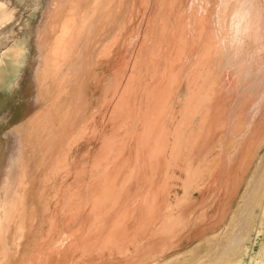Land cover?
I'll use <instances>...</instances> for the list:
<instances>
[{
    "label": "rangeland",
    "instance_id": "rangeland-1",
    "mask_svg": "<svg viewBox=\"0 0 264 264\" xmlns=\"http://www.w3.org/2000/svg\"><path fill=\"white\" fill-rule=\"evenodd\" d=\"M2 1L6 2L9 6V10H11L12 13L13 12L14 13H13V17L11 18L12 20H10L9 24L4 28H0V202L2 203V204L0 203V206H1L0 210H1V208H4V209H2L3 213H2V210L0 211V216L2 218V216L4 215L3 218L5 219V220L3 219L2 223H1L2 219H0V223H1L0 224V264H215L216 262H219L222 254H225V256L227 255L226 257H230V258L232 256L235 257L234 254L237 255V253L240 250V246H235V247L233 246L232 247V246H229V244L232 242L231 241V239H232L231 234L234 233L233 236L234 235L237 236L238 228H236V230L233 232L231 231L230 232L231 234H230L228 232L229 229L227 227V225L232 220L234 212L240 207V205L244 206V204H245V206L246 205L249 206V204H250V207H252V206L257 204V206H254V208H256L255 211H256L258 218H259L261 216V213H263V207L262 206H264V199H263L264 198V196H263L264 190L259 197V198H262L263 200L260 199L258 202L256 201L254 203V205L253 204L251 205L252 201L250 200L249 196L246 197L247 193H249V185L252 182L253 177L257 174V172H259L261 170V168L264 164V136H262L263 133L261 135L259 134L261 132V130L264 132V47H263L264 46L263 45L264 44V31L262 33L261 32L258 33L259 37H257L256 34L253 33V31H251L250 34L252 36L249 34L251 38L247 36L246 37L247 39H245V44L242 47L240 46V48H238V50H235V49L232 50L233 53L230 54L231 55V57H230L231 63H232V65H234V66H232V67H234V72L237 71L238 76L240 74H242L239 76V78L236 74H235L236 75L235 77L233 76V81L230 80L231 81L230 82L231 87H234V89H235L236 87H238V85L241 86L243 84H246V82H250V79L252 77H253V79H256V80L258 79V81H261L263 83V87L261 88L260 93L256 96H253L252 104L250 105L251 107H249V108L248 107L247 108L242 107L244 109L241 112H239L240 110H238L240 117H242V118L245 117V113L248 116L247 120L244 121V126H246L247 121H250V123H251L248 136L244 137V138L241 137L243 139V140H241L242 146H240L241 145V141H240L241 138H239L241 136L240 135V133L242 132L241 131L240 133H238V136L240 135L239 137L234 136V138H232L230 136V138H229L230 140L228 139V140H226L227 142L225 141V143L227 145L229 144L228 148L226 147L227 146L226 144H224L226 148L224 146H223V148H217V147H219L218 145L220 144V142H217V141H219L217 135H218V133H220L218 131L222 132L223 129L225 131L226 128H229V130H231L233 126L231 123L229 124V121H231V119H229V117L227 119L228 123L227 122L225 123L226 118H225V120L222 119L224 122L221 120L222 121V123H221V121H220V123H221L220 125L223 126V124L224 125L226 124V126H224L225 128L224 127L222 128V126H220V125L218 126L219 120H217V119H220V118H217V119L215 118L213 121V123L215 125L212 124L214 126L210 127L211 130L213 127L215 128L214 129L215 131L213 133L214 134V136H213L214 141L211 145L212 147L210 146V148L214 149L213 150V157L214 158L212 157V159H211L212 161L210 160L208 162L209 164L208 165L206 164V166H207L206 169L208 167L209 168L206 170V172L205 171L203 172V174L205 173L204 174L205 177L198 175L200 173V170H199V172L197 171L198 172V174H197L195 169L198 167V165H196V163L199 164V160H196L194 162L195 163L194 164L195 169L191 173L192 177L188 176L190 181L193 179L192 182H189V180H188V177H187L188 172H184V171L179 172V170H178L179 175H181L182 180L181 179H179V181H178V179L173 180L176 178H173L172 176H169V174H168V177H170L172 180L171 181L170 178L167 177V173H166V176L164 174V177H162V179L159 180L160 182L161 181L162 182L158 183V181H156V178L158 176V168H159V166L162 165V155L164 153L163 151L165 150V146H166L167 140H168L167 132L169 131V129H168L167 125L168 124L170 125V121L172 120L169 116L172 117L174 115L173 113L175 112V110L179 111L181 109L179 104H178V101H180V98L182 100L183 99L185 100V101L183 100L184 101L183 103L185 105L187 104V102L189 103L193 100L192 103H189V106H191V104L193 105V106H191V107H193L192 110L190 111L191 107H189L190 109L188 110L189 114H191L190 112L193 113L196 101L204 96V95L202 96V94L196 93L195 95H197V96L201 95L202 97L198 98L195 95H193L194 96V98H193V96L191 97L190 95H188L187 91H185V88L182 89V91L180 93L181 96H178V90L177 89L179 87H177V86L178 85L180 86L181 83H183L186 86V84L188 83L190 78H192V75H193L192 81L194 83H195V80L197 81V84L193 83V88H195L196 86L198 87V85H199V87L198 88L196 87V90H194L195 92H197L198 90H201L202 87L208 86L210 88L211 84L213 83L212 80L214 79V77H213L214 74L212 72L215 69H213V67H212V62H211L212 60L210 61V60H208V58L216 60V58H214V57H216L217 55L216 54L214 55L215 49H212V46L206 47V46H204V44H202L203 35H204L203 33H205L206 30L203 27V24L200 22V19H201L200 17L209 15V13L211 11H212L211 15L214 13V11H215V13H217V11H218L217 7L219 8L221 6L220 0H208V1L207 0H205V1H203V0H198V1L197 0H168V1L167 0H148V1H146V0H137V1L136 0H132V1L131 0H116V1L115 0H106V1L102 0V2H101V0H95V1L94 0H90V1L89 0L88 1L87 0H77V1L76 0H74V1L73 0H59V1L58 0H2ZM2 1L0 0V2H2ZM72 1H73V3H72ZM78 1H79V3H78ZM260 1H261L260 3L263 4V6H264V1L263 0H260ZM75 2H77V3H75ZM125 2H127L128 4H126ZM192 2H193V5H192ZM217 2L219 3L218 4L219 6L218 5L216 6ZM55 3L57 6L55 5ZM65 3H69V4H65ZM84 3H86V5ZM109 3H110V5H109ZM136 3L138 5H136ZM201 3L204 5L202 6ZM206 3L207 4L209 3V4L206 5ZM234 3H236V1H233L231 4L233 6H235ZM76 4L82 5V6L75 7ZM94 4H95V6H93ZM231 4H230V6L232 7ZM58 5H61V6H58ZM70 5H72V6H70ZM129 5H131V6H129ZM195 5H196V7H195ZM105 6H106V8H105ZM214 6H216V7H214ZM60 7H61V10H60ZM78 7H79V9H77ZM80 7H82V8H80ZM87 7H89V8H87ZM92 7L93 8L96 7V9L95 10L93 9L90 12L91 13L90 14L88 12H89V10L92 9ZM138 7L141 9H139ZM231 7H230V9L234 8V7H232V8ZM72 8H74V9L72 10ZM199 8L200 9L206 8L207 10L202 9V11H201ZM76 9L78 10V13H77ZM112 9H113V12H112ZM132 9L134 11H130ZM230 9H229L228 13L226 12L227 15H230V12L232 14L233 10L231 11ZM80 10L83 12L85 11V13L82 14V12ZM208 10H209V12H207ZM223 10L224 9H222V11ZM69 11L71 14L69 13ZM125 11L129 17L126 15ZM203 11H205V14ZM222 11H221V14H223V12H224V11L223 12ZM94 12H95V15L92 16L94 14ZM96 12H98V14ZM76 13H77V15H76ZM79 13H80V15H79ZM226 13L224 12V14H225L224 16L221 15L222 19L220 21L223 20L222 22H220V21L216 22L217 18L219 17V16H217V18H216V16H215L216 14L212 15L214 18L211 15H210L211 17L209 16L210 19H208V26H209V22H210L211 25L209 26V28H211V30H210L211 33H213L215 31L214 29H216V32H217L218 27L216 28L214 25L217 24V26H218V22H219V24L221 23V25H219L218 30L222 31L223 28H220V27L223 25L222 24L223 22L224 23L226 22L227 26L225 24H224L225 26L223 25L224 26V29H223L224 34H229V33H230V35L233 34V32H232L233 29H231L232 27L231 28L229 27V26H231V21H230L231 19H229V18H231V15L229 16V18H227L228 16L226 17ZM104 14L107 17L104 16ZM196 14L199 15L198 19L195 18ZM131 15H133V16H131ZM82 16H83V19H82ZM160 16L162 19L160 18ZM74 17H75V19H74ZM94 17H96V18H94ZM100 17H102L101 19L107 18V20L106 19L101 20ZM180 17H183V18L181 19ZM66 18L67 19L69 18V20L66 21ZM188 18H190V19H188ZM192 18L193 19L195 18L197 22H194V20ZM258 18H261V17H258ZM72 19L74 21H71ZM212 19L214 22H212ZM228 19L230 21L229 26H228ZM81 20H82V22H81ZM110 20H112V21H110ZM64 21H66V22H64ZM175 21L176 22L178 21L176 23L177 26H178V23H180V25L178 27L176 26V24H174ZM161 22H163L165 24H163ZM64 23H65V25H64ZM168 23H169V25H168ZM196 23H198V24L200 23V26L197 25ZM213 23H215V24H213ZM62 24H63V26H61ZM66 24H69V25H66ZM173 24L176 26L177 29H175ZM84 25H85V27H84ZM165 25L168 29V31H167L168 33H169V30H172L174 32L170 31V33L172 32V34L168 35V33L163 30ZM77 26H80V27L82 26V27L80 28ZM191 26L193 27V30H192ZM62 27H63V29H62ZM106 27L108 29H106ZM173 27H174V30H173ZM196 27L199 28L200 31ZM225 27H227V28L229 27L230 30L225 29ZM64 28H65V30H64ZM178 28H181V29L179 30ZM195 28H196V30H195ZM75 29H77V30H75ZM109 29H110V31H109ZM157 29H159V30H157ZM167 29L165 28V30H167ZM62 30L67 31V33L63 32ZM83 30H84V32H83ZM126 30H127V32H126ZM177 30H179V31H177ZM60 31L62 33H59ZM175 31H176V34H175ZM185 31L186 32L189 31V32L186 33ZM69 32H70V35H72V33H73V35L70 36L68 34ZM101 32H103V33H101ZM109 32L111 35L109 34ZM130 32H131V34H130ZM164 32L167 34H164ZM199 32H200V34H199ZM117 33L120 34L119 37L118 36L116 37ZM60 34L62 35L63 38L60 37L61 36ZM94 34H96V35H94ZM132 34H135V36H133ZM128 35H129V37H128ZM151 36H153V37L151 38ZM169 36H170V38H169ZM99 37H100V39H98ZM156 37H158V38H156ZM159 37H161L162 39ZM171 37H173V38L171 39ZM174 37H175V40H174ZM58 38H59V40H57ZM73 38L74 39L77 38L76 39L77 41H74ZM119 38H121V40H120V42H117ZM166 39H169V40L171 39V40L168 41ZM56 40L58 41L59 45L58 44L56 45V43H57ZM109 40H111V41H109ZM158 40L159 41L161 40L162 43H159ZM60 41L62 43H60ZM82 41H83V44H82ZM92 41L94 42V44H92L93 43ZM104 41L106 44L104 43ZM166 41H168L169 43ZM72 43H74V45ZM88 43H89V45H88ZM98 43H100V46ZM118 43H121V44H118ZM157 43H159V45L160 44L163 45V47L160 45V47L163 49L162 54L160 53V52H162V49H160L161 51L160 50L158 51V49L160 47H158ZM61 44H62V46H61ZM70 44L73 46H70ZM107 44H109L108 48L110 50L106 47ZM182 44H184L186 47L183 46V48H182V46H181ZM75 45L77 47H75ZM200 45L204 46V48L201 47ZM94 46H96V47H94ZM154 46H155V49H154ZM55 47H57V48H55ZM104 47L107 49H105ZM79 48H80V50H79ZM165 48L167 49V51ZM201 48H203V49H201ZM140 49H141V51H140ZM56 50L58 51V53ZM180 50H181V52H180ZM157 51L159 53H157ZM165 51L168 53H166ZM65 52H67L68 55ZM141 52H143V53H141ZM55 53H57V54H55ZM97 53H99V54H97ZM151 53L154 55L156 53V55L154 56ZM212 53H213V55H212ZM92 54L93 55L95 54V55L93 56ZM157 54L159 56L160 55L161 56L164 55V56H162V59L159 58V56H158V58H159L158 59ZM165 54H166V56H165ZM97 55H99V56H97ZM205 55H206V57H205ZM237 55L239 56V58L242 57L241 59L238 58L239 61L241 60L240 62H238V60H237ZM65 56H66V58H65ZM170 57H172V58H170ZM46 58H47V60H46ZM71 58H72V60H71ZM187 58H188V60H187ZM157 59H158V62H156ZM176 59H177V61H176ZM97 60L99 62H101V64H100L101 66L96 64V63H99ZM153 60H154V62H153ZM202 60L204 61L205 65L204 64L202 65V63H203ZM47 61L51 62V63L48 64ZM162 61H163V63L160 64ZM205 61H206V63H205ZM57 62H59V63H57ZM77 62H78V64H77ZM93 62H94V64H92ZM121 62H123V63L121 64ZM155 62L157 64H154ZM88 63H89V67L87 65ZM138 63L140 65H138ZM151 63H153L154 65H152ZM178 63H180V64H178ZM136 64L138 67L136 66ZM148 64H149V66H148ZM158 65H160V67ZM194 65H195V67H199V70L197 68L198 71H200V68L203 69L200 72V74L196 71ZM52 66L54 69L52 68ZM120 66H121V68H120ZM146 66H147V68H146ZM150 66H152V67H150ZM153 66H155V68ZM187 66H188V68H187ZM236 66H238V67L236 68ZM249 66H251V69H249L248 75L250 77H248V80H249L248 81L247 78H245V76L243 74L246 73V69ZM256 66L258 67L257 68L258 71L255 68ZM48 67H49V69H48ZM157 67H159V68H157ZM209 67L211 68L210 70L212 71L211 72L209 70L210 73L208 74V75H210L209 78H212V80L210 79V82H209L210 86L207 85L208 82H207V84H205L206 81H209L207 79L208 77L206 75V73L208 72L207 69ZM89 68H90V70H89ZM148 68H151V71ZM156 68L159 71H157ZM186 68H187L186 74L182 73L185 71ZM81 69H83V71ZM152 69L156 70V71H153ZM166 69L168 70L167 72H166ZM193 69H194L193 72L194 73L197 72V73L194 74L192 72ZM204 69H205V71H204ZM61 70H62V72H61ZM84 70H86V71H84ZM116 70H120V71L117 72ZM206 70H207V72H206ZM232 70H233V68H232ZM59 72H61L62 75H60ZM115 72H117V73H115ZM44 73H46V74H44ZM63 74H65V75H63ZM116 74H118V75L120 74V75L116 76ZM130 74H132V76ZM183 74L186 75L184 78L181 77ZM190 74H192V75L190 76ZM198 74H199V76H198ZM146 75H147V77L148 76L149 77L147 78ZM151 75H152V77H151ZM211 75H212V77H211ZM196 76H198L197 78L199 80H197ZM201 76H203L202 77L203 79L201 78ZM61 77L63 79H61ZM117 77L120 78L119 80L121 81V83L119 82ZM139 77H140V79H139ZM187 77H188V79H187ZM56 78L57 79L59 78L60 80L59 79L57 80ZM82 78H84V79H82ZM150 78H151V80H150ZM181 78H182V80H181ZM64 79H66V80H64ZM72 79H73V81H72ZM76 79L78 80V82ZM79 79H82V80H79ZM135 80H136V82H135ZM203 80H205V81L203 82ZM137 81L140 85H137L138 84ZM56 82H57V84H56ZM143 82H145V83H143ZM150 82L152 83L151 85H150ZM162 82L163 83L165 82V83L163 84ZM252 82L254 83V80H252ZM77 83H79L80 85L78 84L79 85L78 86ZM117 83H119V84H117ZM241 83H243V84H241ZM114 84L115 85L117 84V85L115 86ZM153 84L155 85V87L153 86ZM44 85H46L47 87H45ZM71 85H72V87H74L73 89H71L72 88ZM113 85L116 88L120 85V88L119 87H118V89L113 88L114 87ZM142 85L146 86V87H144L143 93L141 92L143 89ZM134 86H137V87H134ZM147 86L150 89H156L155 91L157 93L155 94L156 95L155 96V104L150 109L151 112H150V110H148L149 112L146 116H143L142 118H139L136 121V123L134 125L138 129H135V127L133 125L132 126L133 130L131 129L130 134H128V136H125L126 127L124 128L125 124L123 123L124 119H125V117H124L125 115H123V113H124L123 109H125V108L127 109L128 105H127V107H125L126 105H124V103H123L125 101H123V100L127 99L129 97V95L131 96L133 91H134L135 95L133 94V97L128 98L129 100H131L130 102H132L133 99H135L134 100L135 102H136V99H138L139 102L142 99L144 100L146 98V96L149 94V89L147 88ZM159 86H161L162 88ZM56 87H57V89H56ZM76 87L77 88L80 87V88L77 89ZM139 87L140 88L142 87V89H140ZM48 88H50V89H48ZM61 88H63V89L61 90ZM107 88H108V90H107ZM112 88L114 89L113 91L117 94L112 92V90H111ZM246 88L248 89L249 87L247 86ZM109 89H110V91H109ZM132 89H134V90H132ZM75 90H76V92H75ZM122 90L126 93H124V94L120 93V92H122ZM145 90L148 93H145L146 92ZM77 91L79 92L80 95L76 94V93H78ZM103 91L104 92L106 91V93H107V96H106L107 98H105V100H104V97H105L106 93H103ZM128 91H129V93H128ZM137 91H139V93L141 92L142 95H144V96H142V95L140 96L141 93L138 94ZM135 92L137 93V97H136ZM60 93H61V95H60ZM119 93H120V95H119ZM63 94L66 95L64 97L65 99L62 98L64 96ZM70 94L71 95L73 94V95L71 96ZM121 94H123V95H121ZM145 94H147V95H145ZM205 94H207V93H205ZM237 94H238L237 89L234 90V93L231 92V95L228 94L229 97H227L225 100L230 104L227 107V112L229 111L232 102L235 101L234 99H236ZM112 95L114 96V99H113ZM69 96H70V99H69ZM79 96L81 98L78 99L77 97H79ZM123 96H124V98L125 97L126 98L121 100V98ZM82 97H84V98H82ZM111 97L113 100L111 99ZM118 97L119 98L121 97L120 102L118 100L119 99ZM158 97H159V99H158ZM195 97L197 98V100H195L196 99ZM207 97H209V96H207ZM187 98H188V100H187ZM76 99H78V101ZM52 100H53V103L51 102ZM75 100L77 102H74ZM117 100L119 103L116 102ZM54 101L58 102V104ZM105 101H107V102L111 101L112 103L109 102L111 104H108ZM69 102L70 103L74 102L75 104H77V103L78 104L73 105V103H72V105H71ZM128 102L129 101H126L125 104H128ZM49 103H50V105H48V107H47L46 104H49ZM68 103H69V105H68V107H66ZM133 103H132V105H130L131 107L132 106L134 107L135 103L134 104ZM102 104H103V106H102ZM58 105H60L62 108ZM78 105L81 109L78 107ZM170 105H171V107H170ZM50 106H52L53 109ZM69 106L70 107L72 106V107L70 108ZM75 106H77L78 108ZM58 107H60V108H58ZM56 108H58V110ZM63 108L66 109L65 112H64ZM245 108L248 110L247 111L248 113L245 111L246 110ZM46 109H48V111H45ZM54 109H56V110H54ZM118 109L120 110V113H119ZM40 110L41 111L44 110V111L41 112ZM49 110H50V112H49ZM51 110H52V113H51ZM173 110H174V112H173ZM231 110H234L233 106L231 107ZM62 111L64 113H62ZM39 112H41V114ZM45 112H47V113L49 112V113L46 114ZM58 112H60V113H58ZM77 112H78V114H77ZM170 112H171V114H170ZM232 112L234 114H236V112H234V111H232ZM72 113H73V115H72ZM34 114H37V116L36 115L34 116ZM59 114L61 117L58 116ZM112 114L114 117L116 115V118H117L118 114H120L121 116L119 115L117 120H116L112 117ZM39 115L44 116V119L48 117L47 119H49V120L46 119L47 121L44 120V122H43V119H41L43 117L40 116L39 118H40V120H42V123H41V121H39V118L38 119L36 118ZM45 115H46V117H45ZM49 115H52L51 116L52 118ZM63 115H65V119H64ZM54 116L56 118H53ZM73 116H75L76 118ZM50 118H51V120H50ZM74 118H75V120H77L75 124H74L75 120L73 121ZM119 118L121 120H119ZM181 118L182 117L180 116L179 120ZM27 119H29V120H27ZM34 119L38 120V121L35 120V122H39L38 123L39 126L37 125V123H35L37 125V126L36 125L35 126L38 128L35 127L36 129H34V127H33L31 130L29 128L30 122L33 121ZM187 119L189 120L190 117L188 116ZM187 119H185V121H184V118H182V120L184 122L182 120H180V122H179V120H178V132L177 133H179L180 136L182 137L183 143H181L182 142L181 141L179 148L175 150V153H180L182 151V153L185 155V158H184V155L182 154L183 156H178L180 158L173 159L174 161L173 160L171 161L172 162L171 165H173L171 168H174V165L179 164V163H180V166L182 165L181 167H183V164H184V166H185L184 168H187L186 166L188 165V162L186 161L187 164L184 162V159L187 160L189 157L187 152L189 150L191 151L193 149V151L196 153L199 150H201L203 148V146L207 143L206 142L207 141L206 136L208 134L207 129L209 130V128H206V130H204L205 132L201 131L203 128V123H204L202 120L203 117L201 118V120L197 119L195 122L192 123L193 128L192 127L190 128L187 126V123H188ZM54 120H55V122H54ZM61 120L64 121V123L66 121V123H68V125H66L64 123L62 124ZM114 120H115V122H114ZM141 120L143 123H141ZM215 120H217L218 122L215 123L216 122ZM117 121L118 122L121 121V122L118 123ZM46 122H48L49 124H46ZM28 123H29V126H28ZM43 123H44V125H43ZM56 123H58L59 125L61 123L62 126L61 125L60 126L62 127V129H64L63 133H62L61 127H59L58 124H56ZM114 123H117V125ZM121 123H122V127H121ZM151 123H152V125H151ZM179 123H181V124H179ZM183 123H184V125H183ZM40 124L43 125V126L41 125L42 126L41 128H40ZM26 125L28 126V128ZM63 125L67 128L65 129V127H63ZM216 125L219 128L218 127L216 128ZM24 126H26V127H24ZM48 126H50V127H48ZM54 126H55V128H54ZM140 126H141V128H139ZM183 126H184V128H182ZM45 127L46 128L48 127V129L49 128H52V129L51 130L49 129L50 132H48L49 130L47 129L48 130L47 131L45 129ZM57 127H59L58 130H56ZM151 127H153V128H151ZM179 127H180V129H179ZM185 127H186V130H184ZM258 127L259 128L262 127V129L259 130ZM22 128L26 131H23ZM68 128H70V129H68ZM77 128H79V129H77ZM245 128L246 127L242 128L243 131ZM71 129H72V131H71ZM146 129H148V130H146ZM182 129L185 132H183ZM193 129H196V132L193 134H190L191 132H189V131H192ZM253 129H256L258 134L257 133L253 134ZM52 130H53V132H52ZM216 130H218V131H216ZM229 130L226 129V131H229ZM237 130H238V127L236 128L235 131H237ZM29 132H30V134L32 132H33L32 134H35V133H39V134L30 135ZM67 132L68 133L73 132V133L68 134ZM133 132H135V133H133ZM154 132H156V133H154ZM42 133H44L45 135ZM47 133H48V136H47ZM122 133H123V135H122ZM113 134L115 137L113 136ZM182 134H184V135L182 136ZM162 135H163V137H162ZM257 135L259 136V139L256 141V144H255V139L258 138ZM37 136H40V137H37ZM106 136H107V139L105 138ZM48 137H49V139H48ZM59 137H60V139H59ZM112 137H113V139H115L114 141L117 140L116 143H114V141H112L113 139L111 140ZM125 137H126V139H125ZM188 137H190V138H188ZM27 138H28V140H27ZM118 138L120 141L118 140ZM215 139H217V140H215ZM232 139L234 142H238V141H235L238 139L239 140V142H238L239 146H236V144L232 141ZM251 139H252V141H251ZM57 140H59V141L57 142ZM101 140H103V141H101ZM123 140H124V142H123ZM185 140H187V141H185ZM54 141H56V142H54ZM129 141L132 144H130ZM230 141H232L231 143L234 145L229 143ZM61 142H63V145ZM172 142H173V140L171 141V143ZM107 143H108V145H107ZM251 143H252V150H250ZM58 145H59V147H58ZM232 146H233V148H232ZM52 147L54 150L52 149ZM133 147H135V148H133ZM181 147H182V149H180ZM234 147H235V150H233ZM58 148L59 149L61 148V149L58 150ZM224 148H225L226 152H225ZM56 149L58 150V152ZM67 149L70 150V151L69 150L67 151V152H69V154H67L66 151L64 152V150H67ZM221 149H223V153H224V154L223 153L222 154L225 155L226 158L228 157L227 159H225V157L221 153H219V152H221ZM239 149H240V151H239ZM71 150H73V152ZM206 150H208V149L207 148L203 149L202 152H207ZM27 151H29V152H27ZM109 151H110V153H109ZM147 151H150V152L148 153ZM190 151H189V153H190ZM231 151H234V152H231ZM60 152H62V153L64 152V154H62ZM102 152H104V153H102ZM52 153H54V156L56 155L55 157L53 156V158H52V155H53ZM73 153H74L75 158H71V157L68 158V156L73 157ZM119 153H120V155H119ZM60 154H62V157L65 158L66 160L61 159L62 157L60 158V156H61ZM65 155H67V156L65 157ZM217 155L222 156V157H220V159L223 158L225 161H223V159L219 161V157ZM247 156L249 159L247 158ZM250 156H251V158H250ZM148 157H150V158H148ZM155 157H156V159H155ZM215 157H217V160H215ZM50 158H52L51 161H50ZM59 158H60V161H59ZM72 159L74 160V162ZM179 159H181V160L183 159V161H181V160L178 161ZM62 160L64 163L62 162ZM175 160H177V163ZM214 160H215V162H214ZM65 161H66V163H65ZM228 161H229V163H228ZM222 162H224V165L225 164L226 165L224 166L222 164ZM45 163H46V165H45ZM73 163H75V164H73ZM129 163H130V165H129ZM215 163L216 164L221 163V164H219L220 166L217 164L218 166L216 165L217 166V168H216ZM67 165L68 166L71 165L69 167L70 169L67 168ZM64 167H66V168H64ZM219 167L221 169L222 168L223 169L221 170ZM122 168H125V169H122ZM167 168H166V170H167ZM210 168H211V171H209ZM61 169H62V171H61ZM65 169H67V170H65ZM79 169H81V171ZM148 169H149V171H148ZM224 169H226V170H224ZM56 170H58V171H56ZM140 170H143V172ZM166 170L164 168V172H166ZM220 170H221V172H220ZM194 171L196 174H194V176H193ZM208 171L210 174L208 173ZM216 171H218L219 173L218 172L216 173ZM78 172H80V174ZM228 172L230 173V175ZM145 173L147 174V176ZM224 173H225V176H224ZM231 173H232V175H231ZM78 174L80 176L77 177ZM201 174L202 173H200V175ZM124 175H127V176H124ZM195 175H198V176H196V179H194ZM211 175H212V177H211ZM214 175H215V178H214ZM220 175H223L224 177L223 176L219 177ZM228 176L230 177V180H228L229 179ZM165 177H166V179H165ZM183 177L186 178L187 180L184 179ZM210 177H211V179H210ZM216 177L219 179L221 178L220 179L221 181L218 179L214 180V179H216ZM103 178H104V180H103ZM77 181H79V182H77ZM137 181L138 182L140 181L142 183H140V182L138 183ZM219 181H220V183L222 182L223 184L221 185L220 183H218ZM236 181H238L237 184L235 183ZM101 182H102V185H101ZM212 182H214V183H212ZM215 182H216V185H215ZM224 182L226 184H224ZM133 183L135 184L134 186H133ZM155 183L158 184L157 185L158 187L163 186V188L159 190V188L157 189V186H155V189H153L152 186L156 185ZM166 183L169 185L172 183L173 186L171 184L170 185L171 187H168V186H166L167 185ZM200 183H203V184H200ZM99 184H100V186H99ZM138 184L140 185V188H139ZM174 184L178 187H176ZM186 184H187V186H183ZM227 184H229V185H227ZM137 185H138V187H136ZM219 185H221V186H219ZM225 185H227V188H230V189H227ZM114 186H115V188H114ZM130 186H132V187H130ZM146 186H148V187L146 188ZM135 187H136V189H135ZM143 187L145 188V190ZM202 187H204V189ZM218 187H220V189H222V190L218 189ZM224 187L226 190L224 189ZM141 188H143V189H141ZM166 188H168V190ZM17 189H20V190H17ZM164 189H166L167 191ZM213 189H216V190H213ZM137 190H138V192H137ZM157 190L162 191L161 195H160L159 191L156 192ZM111 191H113V192H111ZM130 191H131V193H130ZM143 191H144V193H143ZM163 191H164V194L166 195V197L163 194ZM185 193H186V195H185ZM167 194H169L170 197ZM126 195H128V196H126ZM140 195L144 196L145 198L140 196ZM136 196H138V197H136ZM160 196L162 198H165V200L161 199ZM102 197H104V199ZM244 197H245V199H244ZM101 198H102V200H101ZM155 198L158 201H156ZM168 198H170L169 200L171 201L172 205H174V206H175V202H178V203H176V207L173 206L174 208H173V211L171 212V214H169L167 212L168 209H166L164 207L165 204L163 206V203H161V201L164 202ZM120 199H121V201H120ZM176 199L182 200V202L179 200H176ZM246 199H248V200H246ZM107 200H109V201H107ZM159 200H160V202H159ZM184 200H186V201H184ZM243 200H246V201H243ZM183 201L185 203L184 205L181 204V203H183ZM260 202H261V204H260ZM160 203L162 204L161 206H160ZM86 204H87V206H86ZM115 204H116V206H115ZM177 204H178L179 209H177ZM45 205H47V206H45ZM179 205H183L184 207L179 206ZM158 206L160 207V209H161V207H164L165 209L163 208V210H167V211H164L162 214L163 210L161 209V213L159 215L158 213L160 212V210H158L159 209ZM259 206H261V207H259ZM156 208H158V209H156ZM89 210L90 211L92 210L91 213ZM138 210H140V211H138ZM135 211H136V213H135ZM156 211H159V212L156 213ZM7 213L9 214V216ZM140 213H141V215H140ZM154 213L158 214L159 216L158 215L155 216ZM164 213L170 217L166 216L167 217V219H166ZM172 213L174 216V220L171 219V218H173ZM6 215H7V217H6ZM180 215H182V216L180 217ZM95 216H97V217H95ZM140 217H141V219H140ZM156 217L158 220L156 219ZM6 218L8 219V221L6 220ZM82 218L83 219L85 218V219L83 220ZM86 218H88L87 221H86ZM168 218H169V220H168ZM159 219H160V221H159ZM161 219H162V221H161ZM187 219H191V220L187 221ZM78 220L82 221V222H79ZM160 222H162V224ZM164 222H166V223H164ZM158 223H160V224H158ZM261 229L264 232V218L261 221ZM168 231H169V233H168ZM74 232H75V234H73ZM217 233H219V234L216 235ZM171 235L174 238H172ZM214 236H215V238L211 239ZM223 236L225 237V239ZM210 239H211V241H210ZM216 239H219V240L217 241ZM212 240H215V243ZM227 244H228V246H227ZM247 246H249V251H248V255L245 257L244 264H250L252 255L255 257L256 253H259V250H261L264 247V235H260L257 238V236L254 235V233H253L251 241L247 242ZM237 247H239V248H237ZM221 248H222V250H221ZM236 248H237V250L235 251ZM254 249H255V251H254L255 253H253ZM226 253H228V254H226ZM222 256L224 257V255H222Z\"/></svg>",
    "mask_w": 264,
    "mask_h": 264
},
{
    "label": "bare ground",
    "instance_id": "bare-ground-1",
    "mask_svg": "<svg viewBox=\"0 0 264 264\" xmlns=\"http://www.w3.org/2000/svg\"><path fill=\"white\" fill-rule=\"evenodd\" d=\"M2 1V0H1ZM59 1V0H58ZM74 1V0H73ZM73 1H72V3H73ZM77 1V0H76ZM88 1V0H87ZM86 1V2H87ZM90 1V0H89ZM95 1V0H94ZM106 1V0H105ZM116 1V0H115ZM132 1V0H131ZM137 1V0H136ZM146 1H148V0H146ZM168 1V0H167ZM198 1V0H197ZM203 1H205V0H203ZM208 1V0H207ZM233 1H236V3H234L235 4V6H233L231 3L233 2ZM264 1V0H263ZM84 2V1H83ZM98 2V1H97ZM101 2H102V0H101ZM135 2V1H134ZM220 2H221V6L218 8L217 7V13H215V11H214V13L216 14H212V15H215L216 16V18H217V16H219L218 18H217V20H216V22L217 21H220L222 18V16L221 15H225L224 14V12L226 13H228L229 12V9H230V4L232 5V7H234L233 9H230L231 11H232V14H231V12H230V15H231V18H229V16L230 15H227V13H226V17L227 18H229V19H231L230 21H231V26H229L230 24H229V19H228V26L231 28V29H233V34L232 35H230V33L229 34H224V32H223V29H224V26L226 25V22L224 23H222L223 25V27L221 26L220 28H223L222 29V31H219L218 29H219V25H221V23L219 24V22H218V26H217V24H215V23H213V24H215L214 26L217 28L218 27V29H217V32H216V29H214L215 31L213 32V33H211V28H209V26L211 25L210 24V22H209V26H208V19H210L209 18V16L211 15V12L209 13V15H207V16H203V17H200L201 19H200V22L203 24V27L205 28V33H203L204 35H203V41H202V44H204V46H206V47H210V46H212V49H215V52H214V55L216 54L217 56L216 57H214V58H216V60L215 59H210V58H208V60H212L211 62H212V67H213V69H215V70H213V72L210 70L211 68L209 67L207 70H208V72H207V70H206V75H207V79L209 80V81H206V83L205 84H207V82H208V84L207 85H209V82H210V79L212 80V78H209L210 77V75H208L209 73H210V71L214 74V79L212 80V84H211V86H210V88L207 86V87H202V89L201 90H198L197 92H195L194 90H196V87L195 88H193V81H192V78H193V71H194V69L192 70V74H190V76L192 75V78H190V80L188 81V83L186 84V86L183 84V83H179L180 84V86L178 85L177 87H179L177 90H178V96H181V91H182V89H184L185 88V91H187V93H188V95H190L191 97L193 96V95H195L196 93L197 94H202V96L200 95V96H197V95H195L196 97H202V98H200V99H198L197 100V98L195 99V100H197L196 101V104H195V108H194V110H193V113L192 112H190L191 114H189V107H191V106H193L192 104H191V106H189V103H192V101L191 102H187V104L185 105L183 102L185 101L184 99V101L180 98V101H178V104H179V106H180V110L179 111H177V110H175V112H174V110H173V116L171 117V116H169L172 120L170 121V125L168 124L167 125V127H168V129H169V131L167 132V135H168V140H167V144H166V146H165V150L163 151L164 153H163V155H162V165L161 166H159V168H158V176H157V178H156V181H158V183H161L159 180H161L162 179V177H164V174H165V176H166V173H167V177H168V174H169V176H172L173 178H176V179H173V180H177L178 179V181H179V179H181V175H179V172L181 171V172H188V175H187V177L189 176V177H192V171L195 169L194 168V162L196 161V160H199V164H197L196 163V165H198V167L195 169L196 170V172L198 171L199 172V170H200V173H202L203 174V172L205 171L206 172V170L209 168H207L206 169V164L208 165L209 163V161L212 159V157H213V150L214 149H212V148H210V146L212 145V143H213V141H214V127L212 128V130L210 129V127L211 126H214L215 124L213 123V121H214V119L216 118H220V119H217V120H219V124H218V126L222 123V119H224L225 120V118H226V120H225V123L228 121L227 119H228V117H229V119H231V121H229V124L231 123L232 124V129L231 130H229V128H226V129H228L229 131H226V129H225V131H224V129H223V131L221 132V131H218V130H216V131H218V132H220V133H218V135H217V137H218V140L219 141H217V142H220V144L218 145L219 147H217V148H223V146L225 147V145L224 144H226L225 143V141L226 140H228L229 138H230V136L232 137V138H234V136L236 137H239L240 135V137L239 138H244V137H247L248 136V134H249V131H250V121H247V124H246V126H244V121L245 120H247V118H248V116L246 115V113H245V117H240L239 116V112H241L244 108H242V107H251L250 105L252 104V98H253V96H256V95H258L259 93H260V91H261V88L263 87V83L261 82V81H258V79L256 80V79H253V77L251 78L252 80H254V83L252 82V80L250 79V82H246L247 80H248V77H250L248 74H249V69H251V66H249L247 69H246V73L245 74H243L244 76H245V78H247V80L245 81L246 82V84H243V83H241V84H243V85H238V87H236L235 89H234V87H231V85H230V80H232L233 81V76L235 77L236 75L238 76V74H237V71L236 72H234V67H232V66H234V65H232V63H231V60H230V57H231V53H233V51L232 50H238V48H240V46L242 47L244 44H245V39H247L246 37L248 36V37H250V32L251 31H253V33H255L256 34V36L257 37H259V34L258 33H262L263 31H264V6H263V4H261L260 2V0H220ZM75 3H77V2H75ZM78 3H79V1H78ZM96 3V2H95ZM100 3V2H99ZM98 3V4H99ZM126 4H128L127 2H125ZM179 3V2H178ZM65 4H69V3H65ZM64 4V5H65ZM81 4V3H80ZM85 5H86V3H84ZM93 4V3H92ZM108 4V3H107ZM114 4V3H113ZM148 4V3H147ZM209 4V3H208ZM207 3H206V5H208ZM219 3L217 2V4H216V6L218 5ZM55 5H56V3H55ZM54 5V6H55ZM62 5V4H61ZM61 5H58V6H61ZM103 5V4H102ZM109 5H110V3H109ZM118 5V4H117ZM134 5V4H133ZM136 5H138L137 3H136ZM151 5V4H150ZM192 5H193V2H192ZM201 5L203 6L204 4H202L201 3ZM57 6V5H56ZM70 6H72V5H70ZM77 6H82V5H78V4H76V6L75 7H77ZM93 6H95V4L93 5ZM101 6V5H100ZM121 6V5H120ZM129 6H131V5H129ZM128 6V7H129ZM144 6V5H143ZM216 6H214V7H216ZM219 6V5H218ZM99 7V6H98ZM104 7V6H103ZM110 7V6H109ZM115 7V6H114ZM118 7V6H117ZM122 7V6H121ZM134 7V6H133ZM195 7H196V5H195ZM209 7V6H208ZM207 7V8H208ZM231 7V8H232ZM53 8V7H52ZM67 8V7H66ZM80 8H82V7H80ZM87 8H89V7H87ZM102 8V7H101ZM105 8H106V6H105ZM139 8V7H138ZM145 8V7H144ZM198 8V7H197ZM74 8H72V10H73ZM77 9H79V7L77 8ZM76 9V10H77ZM95 10L96 9V7L95 8H93L92 7V9L91 10H89V12L88 13H90L92 10ZM139 9H141V8H139ZM194 9V8H193ZM192 9V10H193ZM200 9V8H199ZM203 9V8H202ZM202 9H200L201 11H202ZM206 9V8H205ZM205 9H203V10H205ZM215 9V8H214ZM222 9H224L223 11H222ZM53 10V9H52ZM60 10H61V7H60ZM69 10V9H68ZM85 10V9H84ZM147 10V9H146ZM191 10V11H192ZM207 10V9H206ZM81 11V10H80ZM130 11H134L133 9L132 10H130ZM196 11V10H195ZM221 11L223 12V14H221ZM73 12V11H72ZM82 12V14L83 13H85V11L83 12V11H81ZM104 12V11H103ZM112 12H113V9H112ZM123 12V11H122ZM139 12V11H138ZM200 12V11H199ZM204 12V14H205V11H203ZM207 12H209V10L207 11ZM206 12V13H207ZM14 13V12H13ZM13 13H12V11L11 10H9V6H8V4L6 3V2H4V1H2V2H0V28H4V27H6L8 24H9V22H10V20H12L11 18L13 17ZM58 13V12H57ZM69 13H70V11H69ZM77 13H78V10H77ZM77 13H76V15H77ZM97 14H98V12H96ZM125 13H126V11H125ZM144 13V12H143ZM169 13V12H168ZM61 14V13H60ZM71 14V13H70ZM81 14V15H82ZM91 14V13H90ZM130 14V13H129ZM165 14V13H164ZM194 14V13H193ZM74 15V14H73ZM72 15V16H73ZM79 15H80V13H79ZM86 15V14H85ZM84 15V16H85ZM95 15V12H94V14L92 15V16H94ZM124 15V14H123ZM126 15H127V13H126ZM145 15V14H144ZM156 15V14H155ZM189 15V14H188ZM201 15V14H200ZM211 15V16H212ZM57 16V15H56ZM71 16V15H70ZM91 16V15H90ZM103 16V15H102ZM104 16H106L105 14H104ZM103 16V17H104ZM128 16V15H127ZM131 16H133V15H131ZM163 16V15H162ZM199 15H197L196 14V16H195V18H199L198 17ZM210 16V17H211ZM261 17V18H258V17ZM98 17V16H97ZM107 17V16H106ZM113 17V16H112ZM125 17V16H124ZM129 17V16H128ZM152 17V16H151ZM213 17V16H212ZM55 18V17H54ZM86 18V17H85ZM90 18V17H89ZM94 18H96V17H94ZM102 17H100V19H101ZM114 18V17H113ZM160 18H161V16H160ZM181 19L183 18V17H180ZM193 19L194 20V22H197L196 21V19ZM214 18V17H213ZM225 18V17H224ZM74 19H75V17H74ZM82 19H83V16H82ZM104 19V18H103ZM103 19H101V20H103ZM106 20H107V18H105ZM104 19V20H105ZM109 19V18H108ZM162 19V18H161ZM188 19H190V18H188ZM67 20H69V18L67 19L66 18V21ZM77 20V19H76ZM90 20V19H89ZM192 20V21H193ZM225 20V19H224ZM227 20V19H226ZM62 21V20H61ZM66 21H64V22H66ZM71 21H74L73 19L71 20ZM110 21H112V20H110ZM168 21V20H167ZM184 21V20H183ZM190 21V20H189ZM188 21V22H189ZM223 21V20H222ZM222 21H220V22H222ZM69 22V21H68ZM81 22H82V20H81ZM86 22V21H85ZM101 22V21H100ZM116 22V21H115ZM178 22V21H177ZM176 21L174 22V24H176L177 23ZM199 22V21H198ZM212 22H214L213 21V19H212ZM53 23V22H52ZM63 23V22H62ZM136 23V22H135ZM161 23H163V22H161ZM170 23V22H169ZM169 23H168V25H169ZM191 23V22H190ZM193 23V22H192ZM75 24V23H74ZM137 24V23H136ZM163 24H165V23H163ZM173 24V25H174ZM197 25H199L200 26V23L198 24V23H196ZM212 24V25H213ZM55 25V24H54ZM58 25V24H57ZM64 25H65V23H64ZM66 25H69V24H66ZM73 25V24H72ZM90 25V24H89ZM167 25V24H166ZM166 25L164 26V31L165 32H167L168 31V29H167V27H166ZM180 25V23H178V26ZM182 25V24H181ZM190 25V24H189ZM188 25V26H189ZM192 25V24H191ZM195 25V24H194ZM61 26H63V24L61 25ZM60 26V27H61ZM142 26V25H141ZM176 26H177V24H176ZM176 26L174 25V27H175V29H177L176 28ZM177 26V27H178ZM198 26V27H199ZM227 26V25H226ZM52 27V26H51ZM66 27V26H65ZM77 27H80V26H77ZM76 27V28H77ZM82 27V26H81ZM80 27V28H81ZM84 27H85V25H84ZM87 27V26H86ZM92 27V26H91ZM174 27H173V30H174ZM183 27V26H182ZM192 27V26H191ZM212 27V26H211ZM227 28V27H225V29H229L230 30V28ZM54 28V27H53ZM165 28L167 29V30H165ZM186 28V27H185ZM197 28V27H196ZM196 28H195V30H196ZM201 28V27H200ZM214 28V27H213ZM62 29H63V27H62ZM74 29V28H73ZM89 29V28H88ZM91 29V28H90ZM106 29H108L107 27H106ZM179 30L181 29V28H178ZM199 31H200V29L199 28H197ZM50 30V29H49ZM61 30V29H60ZM64 30H65V28H64ZM64 30H62L63 32H65V33H67V31H64ZM75 30H77V29H75ZM74 30V31H75ZM101 30V29H100ZM105 30V29H104ZM157 30H159V29H157ZM161 30V29H160ZM179 30H177V31H179ZM192 30H193V27H192ZM221 30V29H220ZM48 31V30H47ZM81 31V30H80ZM109 31H110V29H109ZM119 31V30H118ZM130 31V30H129ZM162 31V30H161ZM160 31V32H161ZM170 31H172V30H169V33H168V35L169 34H172V32H174V31H172L171 33H170ZM225 31V30H224ZM228 31V30H227ZM72 32V31H71ZM83 32H84V30H83ZM82 32V33H83ZM94 32V31H93ZM92 32V33H93ZM122 32V31H121ZM126 32H127V30H126ZM155 32V31H154ZM163 32V31H162ZM161 32V33H162ZM164 32V34H167V33H165ZM186 32V31H185ZM187 32H189V31H187ZM186 32V33H187ZM202 32V31H201ZM226 32V31H225ZM59 33H62L61 31L59 32ZM78 33V32H77ZM96 33V32H95ZM98 33V32H97ZM101 33H103V32H101ZM106 33V32H105ZM136 33V32H135ZM184 33V32H183ZM196 33V32H195ZM44 34V33H43ZM52 34V33H51ZM69 35H70V32L68 33ZM87 34V33H86ZM109 34H110V32H109ZM116 34V33H115ZM114 34V35H115ZM130 34H131V32H130ZM175 34H176V31H175ZM197 34V33H196ZM199 34H200V32H199ZM250 34V35H249ZM258 34V35H257ZM57 35V34H56ZM61 35V34H60ZM72 35H73V33H72ZM72 35H70V36H72ZM94 35H96V34H94ZM111 35V34H110ZM113 35V34H112ZM119 35L120 34H118L117 33V35H116V37L118 36L119 37ZM133 36H135V34H132ZM186 35V34H185ZM184 35V36H185ZM66 36V35H65ZM75 36V35H74ZM87 36V35H86ZM125 36V35H124ZM132 36V37H133ZM139 36V35H138ZM150 36V35H149ZM164 36V35H163ZM167 36V35H166ZM165 36V37H166ZM180 36V35H179ZM252 36V35H251ZM50 37V36H49ZM61 38H63L62 37V35L60 36ZM78 37V36H77ZM98 37V36H97ZM111 37V36H110ZM115 37V36H114ZM113 37V38H114ZM115 37V38H116ZM127 37V36H126ZM128 37H129V35H128ZM153 36H151V38H152ZM192 37V36H191ZM194 37V36H193ZM42 38V37H41ZM47 38V37H46ZM56 38V37H55ZM65 38V37H64ZM67 38V37H66ZM81 38V37H80ZM106 38V37H105ZM122 38V37H121ZM121 38H119L118 39V41L117 42H120V40H121ZM156 38H158V37H156ZM159 38H161V37H159ZM169 38H170V36H169ZM173 37H171V39H172ZM178 38V37H177ZM195 38V37H194ZM251 38V37H250ZM77 39V38H76ZM76 39H74L73 38V40L74 41H77ZM91 39V38H90ZM93 39V38H92ZM95 39V38H94ZM98 39H100V37L98 38ZM112 39V38H111ZM123 39V38H122ZM125 39V38H124ZM128 39V38H127ZM126 39V40H127ZM162 39V38H161ZM170 39V40H171ZM258 39V38H257ZM54 40V39H53ZM52 40V41H53ZM57 40H59V38L57 39ZM56 40V41H57ZM72 40V41H73ZM114 40V39H113ZM145 40V39H144ZM164 40V39H163ZM162 40V41H163ZM166 40H168V41H170L169 39H166ZM174 40H175V37H174ZM192 40V39H191ZM197 40V39H196ZM199 40V39H198ZM62 41V40H61ZM60 41V43H62ZM66 41V40H65ZM68 41V40H67ZM71 41V40H70ZM84 41V40H83ZM83 41H82V44H83ZM87 41V40H86ZM85 41V42H86ZM97 41V40H96ZM99 41V40H98ZM101 41V40H100ZM106 41V40H105ZM105 41H104V43H105ZM109 41H111V40H109ZM125 41V40H124ZM159 41V40H158ZM165 41V40H164ZM168 41H166V42H168ZM255 41V40H254ZM257 41V40H256ZM88 42V41H87ZM93 42V41H92ZM132 42V41H131ZM150 42V41H149ZM183 42V41H182ZM188 42V41H187ZM56 43V42H55ZM67 43V42H66ZM109 43V42H108ZM115 43V42H114ZM125 43V42H124ZM159 43H162L161 42V40L159 41ZM159 43H157V45H158V47H160V45L163 47V45L162 44H160L159 45ZM169 43V42H168ZM181 43V42H180ZM58 44V41H57V43H56V45ZM73 45H74V43H72ZM92 44H94V42L92 43ZM99 44V46H100V43H98ZM106 44V43H105ZM118 44H121V43H118ZM126 44V43H125ZM129 44V43H128ZM132 44V43H131ZM164 44V43H163ZM167 44V43H166ZM193 44V43H192ZM200 44V43H199ZM201 44V45H202ZM206 44V45H205ZM59 45V44H58ZM65 45V44H64ZM73 45H71L70 44V46H73ZM79 45V44H78ZM88 45H89V43H88ZM104 45V44H103ZM136 45V44H135ZM200 45V46H201ZM264 45V44H263ZM262 45V46H263ZM61 46H62V44H61ZM98 46V47H99ZM108 46H109V44H107V48H108ZM127 46V45H126ZM130 46V45H129ZM156 46V45H155ZM155 46H154V49H155ZM180 46V45H179ZM182 46V48H183V46H185L184 44H182L181 45ZM204 46H201V47H203L204 48ZM54 47V46H53ZM58 47V46H57ZM57 47H55V48H57ZM68 47V46H67ZM75 47H77L76 45H75ZM82 47V46H81ZM94 47H96V46H94ZM165 47V46H164ZM167 47V46H166ZM186 47V46H185ZM195 47V46H194ZM198 47V46H197ZM264 47V46H263ZM50 48V47H49ZM62 48V47H61ZM70 48V47H69ZM83 48V47H82ZM102 48V47H101ZM105 48V47H104ZM107 48H105V49H107ZM131 48V47H130ZM157 48V47H156ZM191 48V47H190ZM196 48V47H195ZM203 48H201V49H203ZM109 49V48H108ZM160 49H162L161 47L158 49V51L160 50ZM166 49V48H165ZM189 49V48H188ZM194 49V48H193ZM63 50V49H62ZM79 50H80V48H79ZM82 50V49H81ZM85 50V49H84ZM88 50V49H87ZM110 50V49H109ZM139 50V49H138ZM196 50V49H195ZM51 51V50H50ZM54 51V50H53ZM52 51V52H53ZM57 51V50H56ZM66 51V50H65ZM89 51V50H88ZM140 51H141V49H140ZM157 51V53H159ZM161 51V50H160ZM166 51H167V49H166ZM165 51V52H166ZM193 51V50H192ZM95 52V51H94ZM156 52V51H155ZM177 52V51H176ZM180 52H181V50H180ZM188 52V51H187ZM191 52V51H190ZM207 52V51H206ZM212 52V51H211ZM57 53H58V51H57ZM57 53H55V54H57ZM66 54H67V52H65ZM81 53V52H80ZM87 53V52H86ZM141 53H143V52H141ZM161 54L163 53V49H162V52H160ZM166 53H168V52H166ZM210 53V52H209ZM97 54H99V53H97ZM152 54V53H151ZM180 54V53H179ZM205 54V53H204ZM47 55V54H46ZM68 55V54H67ZM66 55V56H67ZM72 55V54H71ZM75 55V54H74ZM86 55V54H85ZM84 55V56H85ZM93 55V54H92ZM95 55V54H94ZM93 55V56H94ZM133 55V54H132ZM147 55V54H146ZM152 55H154V54H152ZM155 55H156V53H155ZM154 55V56H155ZM188 55V54H187ZM186 55V56H187ZM207 55V54H206ZM206 55H205V57H206ZM210 55V54H209ZM212 55H213V53H212ZM64 56V55H63ZM66 56H65V58H66ZM97 56H99V55H97ZM144 56V55H143ZM158 54H157V58H158ZM161 56V55H160ZM159 56V58H161L162 59V56H164V55H162L161 57ZM165 56H166V54H165ZM198 56V55H197ZM246 56V55H245ZM244 56V57H245ZM72 57V56H71ZM124 57V56H123ZM153 57V56H152ZM204 57V56H203ZM48 58V57H47ZM47 58H46V60H47ZM70 58V57H69ZM68 58V59H69ZM140 58V57H139ZM155 58V57H154ZM158 58V59H159ZM170 58H172V57H170ZM175 58V57H174ZM199 58V57H198ZM238 58H239V56L237 55V60H238ZM242 58V57H241ZM241 58H239V59H241ZM158 59H157V61L156 62H158ZM169 59V58H168ZM184 59V58H183ZM190 59V58H189ZM70 60V59H69ZM71 60H72V58H71ZM170 60V59H169ZM175 60V59H174ZM187 60H188V58H187ZM206 60V59H205ZM214 60V61H213ZM53 61V60H52ZM75 61V60H74ZM98 61V60H97ZM101 61V60H100ZM151 61V60H150ZM172 61V60H171ZM176 61H177V59H176ZM203 61V60H202ZM207 61V60H206ZM206 61H205V63H206ZM241 61V60H240ZM239 60H238V62H240ZM48 62V61H47ZM85 62V61H84ZM87 62V61H86ZM99 62V61H98ZM120 62V61H119ZM152 62V61H151ZM153 62H154V60H153ZM154 63V64H157V63ZM49 63H51V62H48V64ZM57 63H59V62H57ZM56 63V64H57ZM123 62H121V64H122ZM125 63V62H124ZM145 63V62H144ZM150 63V62H149ZM163 63V61L160 63V64H162ZM165 63V62H164ZM193 63V62H192ZM54 64V63H53ZM52 64V65H53ZM77 64H78V62H77ZM92 64H94V62L92 63ZM96 64H98V65H100L101 64V62H99V63H96ZM152 65H154L153 63H151ZM150 64V65H151ZM170 64V63H169ZM172 64V63H171ZM178 64H180V63H178ZM196 64V63H195ZM201 64V63H200ZM204 64V61H203V63H202V65ZM88 65V67H89V63L87 64ZM103 65V64H102ZM138 65H140L139 63H138ZM205 65V64H204ZM211 65V64H210ZM50 66V65H49ZM78 66V65H77ZM101 66V65H100ZM119 66V65H118ZM136 66H137V64H136ZM148 66H149V64H148ZM157 66V65H156ZM159 67H160V65H158ZM209 66V65H208ZM61 67V66H60ZM64 67V66H63ZM135 67V66H134ZM138 67V66H137ZM136 67V68H137ZM150 67H152V66H150ZM154 68H155V66H153ZM159 67H157V68H159ZM176 67V66H175ZM186 67V66H185ZM194 67H195V65H194ZM233 68V70H232V68ZM238 66H236V68H237ZM240 67V66H239ZM51 68V67H50ZM52 68H53V66H52ZM65 68V67H64ZM82 68V67H81ZM120 68H121V66H120ZM123 68V67H122ZM146 68H147V66H146ZM157 68H156V70H157ZM174 68V67H173ZM187 68H188V66H187ZM187 68L185 69V71L184 72H182V73H185L186 74V70H187ZM193 68V67H192ZM197 68H198V70H199V67H195V69H196V71L200 74V72L203 70L202 68H200V71H198L197 70ZM207 68V67H206ZM231 68V69H230ZM235 68V69H236ZM241 68V67H240ZM256 69L258 68L257 66L255 67ZM43 69V68H42ZM47 69V68H46ZM48 69H49V67H48ZM54 69V68H53ZM56 69V68H55ZM62 69V68H61ZM71 69V68H70ZM78 69V68H77ZM135 69V68H134ZM133 69V70H134ZM150 71H151V68H148ZM255 69V70H256ZM44 70V69H43ZM58 70V69H57ZM56 70V71H57ZM82 71H83V69H81ZM89 70H90V68H89ZM132 70V69H131ZM144 70V69H143ZM148 70V71H149ZM153 70V69H152ZM156 70H153V71H156ZM161 70V69H160ZM175 70V69H174ZM173 70V71H174ZM178 70V69H177ZM184 70V69H183ZM210 70V71H209ZM237 70V69H236ZM240 70V69H239ZM49 71V70H48ZM52 71V70H51ZM64 71V70H63ZM73 71V70H72ZM71 71V72H72ZM84 71H86V70H84ZM117 72H119L120 70H116ZM147 71V72H148ZM157 71H159V70H157ZM163 71V70H162ZM168 70L166 69V72H167ZM182 71V70H181ZM204 71H205V69H204ZM232 71V72H231ZM257 71H258V69H257ZM61 72H62V70H61ZM61 72H59L60 73V75H62V73ZM66 72V71H65ZM81 72V71H80ZM117 72H115V73H117ZM125 72V71H124ZM197 72H195V73H197ZM245 72V71H244ZM49 73V72H48ZM58 73V72H57ZM67 73V72H66ZM73 73V72H72ZM146 73V72H145ZM181 73V74H182ZM194 73V74H195ZM204 73V74H205ZM211 73V74H212ZM40 74V73H39ZM44 74H46V73H44ZM68 74V73H67ZM85 74V73H84ZM123 74V73H122ZM140 74V73H139ZM143 74V73H142ZM180 74V75H181ZM185 74H183L181 77H185L186 75ZM199 74H198V76H199ZM203 74V75H204ZM212 74V75H213ZM236 74V75H235ZM58 75V74H57ZM59 75V76H60ZM63 75H65V74H63ZM73 75V74H72ZM118 74H116V76H117ZM120 75V74H119ZM118 75V76H119ZM124 75V74H123ZM131 76H132V74H130ZM160 75V74H159ZM188 75V74H187ZM202 75V74H201ZM212 75H211V77H212ZM240 75H242V74H240ZM239 75V76H240ZM254 75V74H253ZM58 76V77H59ZM95 76V75H94ZM115 76V75H114ZM115 76V77H116ZM135 76V75H134ZM165 76V75H164ZM171 76V75H170ZM198 76H196V78L198 77ZM239 76H238V78H239ZM42 77V76H41ZM46 77V76H45ZM63 77V76H62ZM61 77V79H63ZM97 77V76H96ZM121 77V76H120ZM143 77V76H142ZM146 77H147V75H146ZM149 77V76H148ZM147 77V78H148ZM151 77H152V75H151ZM156 77V76H155ZM203 76H201V78H202ZM205 77V76H204ZM78 78V77H77ZM80 78V77H79ZM95 78V77H94ZM138 78V77H137ZM154 78V77H153ZM157 78V77H156ZM155 78V79H156ZM200 78V77H199ZM206 78V77H205ZM204 78V79H205ZM255 78V77H254ZM257 78V77H256ZM45 79V78H44ZM50 79V78H49ZM57 79V78H56ZM59 79V78H58ZM57 79V80H58ZM82 79H84V78H82ZM82 79H79V80H82ZM88 79V78H87ZM117 79L119 80L120 78L119 77H117ZM122 79V78H121ZM136 79V78H135ZM139 79H140V77H139ZM163 79V78H162ZM171 79V78H170ZM187 79H188V77H187ZM203 79V78H202ZM43 80V79H42ZM51 80V79H50ZM55 80V79H54ZM60 80V79H59ZM64 80H66V79H64ZM70 80V79H69ZM77 80V79H76ZM95 80V79H94ZM117 80V81H118ZM138 80V79H137ZM150 80H151V78H150ZM149 80V81H150ZM154 80V79H153ZM165 80V79H164ZM180 80V79H179ZM181 80H182V78H181ZM194 80V79H193ZM197 80H199L198 78H197ZM206 80V79H205ZM205 80H203V82L205 81ZM72 81H73V79H72ZM86 81V80H85ZM166 81V80H165ZM186 81V82H187ZM201 81V80H200ZM199 81V82H200ZM240 81V80H239ZM249 81V80H248ZM40 82V81H39ZM44 82V81H43ZM42 82V83H43ZM53 82V81H52ZM58 82V81H57ZM57 82H56V84H57ZM61 82V81H60ZM75 82V81H74ZM77 82H78V80H77ZM87 82V81H86ZM119 82L121 83V81L119 80ZM135 82H136V80H135ZM152 82V81H151ZM150 82V85L152 84ZM174 82V81H173ZM183 82V81H182ZM198 82V83H199ZM49 83V82H48ZM76 83V82H75ZM74 83V84H75ZM100 83V82H99ZM137 83H138V81H137ZM143 83H145V82H143ZM159 83V82H158ZM163 83V82H162ZM165 83V82H164ZM163 83V84H164ZM195 83L197 84V81L195 80ZM194 83V84H195ZM201 83V82H200ZM199 83V84H200ZM44 84V83H43ZM66 84V83H65ZM68 84V83H67ZM70 84V83H69ZM79 83H77V85H78ZM82 84V83H81ZM117 84H119V83H117ZM116 84V85H117ZM136 84V83H135ZM149 84V83H148ZM240 84V83H239ZM48 85V84H47ZM53 85V84H52ZM80 85V84H79ZM78 85V86H79ZM84 85V84H83ZM82 85V86H83ZM86 85V84H85ZM115 85V84H114ZM113 85V86H114ZM115 85V86H116ZM137 85H140L139 83L137 84ZM146 85V84H145ZM143 86V89H142V87L140 88V89H142V93H143V91H144V87H146V86ZM204 85V84H203ZM45 87H47L46 85H44ZM62 86V85H61ZM112 86V85H111ZM113 87V88H116V87ZM153 86L155 87V85L153 84ZM168 86V85H167ZM185 86V87H184ZM205 86V85H204ZM249 87L248 89L246 88V87ZM41 87V86H40ZM65 87V86H64ZM63 87V88H64ZM71 87H72V85H71ZM70 87V88H71ZM110 87V86H109ZM119 88H120V85L118 86ZM118 87L116 88V89H118ZM134 87H137V86H134ZM151 87V86H150ZM157 87V86H156ZM159 87H161V86H159ZM174 87V86H173ZM198 87H199V85H198ZM197 87V88H198ZM43 88V87H42ZM54 88V87H53ZM63 88H61V90L63 89ZM68 88V87H67ZM74 87H72L71 89H73ZM77 88V87H76ZM78 88H80V87H78ZM77 88V89H78ZM111 89L112 90V92H114L113 90L114 89ZM129 88V87H128ZM131 88V87H130ZM138 88V89H139ZM147 88H148V86H147ZM153 88V87H152ZM162 88V87H161ZM169 88V87H168ZM209 88V89H208ZM48 89H50V88H48ZM47 89V90H48ZM56 89H57V87H56ZM115 89V90H116ZM137 89V88H136ZM149 89V94L147 95V94H145V95H147L146 96V98L143 100H141L140 102L138 101V99H136V102L134 101L135 99H133L132 100V102H130L131 100H129L128 98L129 97H133V94H134V91H133V93L131 94V96L129 95V97L127 98V99H125L124 98V96L121 98V100H123V99H125V100H123V101H125V102H123L124 103V105H126L125 107H127V105H128V107H127V109L125 108V109H123L124 111V113H123V115H125L124 117H125V119H124V124H125V126H124V128L126 127V130H125V136H128V134H130V132H131V129H132V126L136 123V121L139 119V118H142L143 116H146L147 114H148V110H150L153 106H154V104H155V94L157 93L155 90L156 89H150V88H148ZM207 89V90H206ZM237 89V97H236V99H234L235 101H233L232 102V104H231V107L233 106V109L234 110H231V107H230V109H229V111L227 112V107L230 105L227 101H225L226 100V98L227 97H229L228 96V94H230L231 95V92L232 93H234V90H236ZM45 90V89H44ZM54 90V89H53ZM107 90H108V88H107ZM106 90V91H107ZM124 90V89H123ZM122 90V92H120V93H126V92H124ZM126 90V89H125ZM132 90H134V89H132ZM147 90V89H146ZM145 90V91H146ZM166 90V89H165ZM175 90V89H174ZM46 91V90H45ZM57 91V90H56ZM73 91V90H72ZM106 91L104 92L103 91V93H106ZM109 91H110V89H109ZM127 91V90H126ZM131 91V90H130ZM50 92V91H49ZM62 92V91H61ZM75 92H76V90H75ZM78 92V91H77ZM138 92V94H140L139 93V91H137ZM52 93V92H51ZM63 93V92H62ZM74 93V92H73ZM115 93V92H114ZM120 93H119V95H120ZM128 93H129V91H128ZM136 93V92H135ZM142 93L140 94V96L142 95ZM145 93H148L147 91L145 92ZM161 93V92H160ZM172 93V92H171ZM175 93V92H174ZM205 93H207V94H205ZM49 94V93H48ZM65 94V93H64ZM63 94V95H64ZM76 94H78V95H80L79 94V92L78 93H76ZM115 94H117V93H115ZM123 94H121V95H123ZM173 94V93H172ZM53 95V94H52ZM60 95H61V93H60ZM59 95V96H60ZM71 95V94H70ZM73 95V94H72ZM71 95V96H72ZM114 95V94H113ZM112 95V97H113V99H114V96ZM135 95V94H134ZM158 95V94H157ZM162 95V94H161ZM176 95V94H175ZM187 95V96H188ZM51 96V95H50ZM58 96V95H57ZM66 95H64L62 98H64ZM76 96V95H75ZM107 96V93H106V95H105V97H104V100H105V98H107L106 97ZM142 96H144V95H142ZM206 96V97H205ZM207 96H209V97H207ZM74 97V96H73ZM112 97H111V99H112ZM136 97H137V93H136ZM51 98V97H50ZM67 98V97H66ZM78 99L79 98H81L80 96L79 97H77ZM82 98H84V97H82ZM119 98V97H118ZM117 98V99H118ZM120 98L118 99L119 100V102H120ZM139 98V97H138ZM144 98V97H143ZM189 98V97H188ZM188 98H187V100H188ZM193 98H194V96H193ZM235 98V97H234ZM54 99V98H53ZM60 99V98H59ZM65 99V98H64ZM69 99H70V96H69ZM68 99V100H69ZM78 99H76L77 101H78ZM112 99V100H113ZM131 99V98H130ZM158 99H159V97H158ZM165 99V98H164ZM192 99V98H191ZM190 99V100H191ZM74 101V102H77V101ZM109 100V99H108ZM118 100L116 101V102H118ZM200 100V101H199ZM70 101V100H69ZM73 101V100H72ZM126 101H129L128 102V104H125L126 103ZM138 101V102H137ZM52 103H53V100L51 101ZM54 102H56V101H54ZM74 102H72L73 103V105L75 104ZM82 102V101H81ZM105 102H107V101H105ZM109 102H111V101H108L107 103L108 104H111V103H109ZM115 102V103H116ZM118 102V103H119ZM135 104H134V103ZM169 102V101H168ZM200 102V103H199ZM57 104H58V102H56ZM70 103V102H69ZM69 103L67 104V106L66 107H68V105H69ZM72 103H70L71 105H72ZM84 103V102H83ZM106 103V104H107ZM132 103L134 104V107L132 106H130V105H132ZM145 103V104H144ZM65 104V103H64ZM78 104V103H77ZM77 104H75V105H77ZM80 104V103H79ZM170 104V103H169ZM172 104V103H171ZM47 105V107H48V105H50V103L49 104H46ZM122 105V104H121ZM163 105V104H162ZM56 106V105H55ZM58 106H60V105H58ZM65 106V105H64ZM81 106V105H80ZM84 106V105H83ZM82 106V107H83ZM101 106V105H100ZM102 106H103V104H102ZM101 106V107H102ZM157 106V105H156ZM50 107H52V106H50ZM49 107V108H50ZM61 107V106H60ZM60 107H58V108H60ZM70 107V106H69ZM72 107V106H71ZM70 107V108H71ZM75 107H77V106H75ZM78 107H79V105H78ZM77 107V108H78ZM131 107V108H130ZM158 107V106H157ZM170 107H171V105H170ZM48 108V109H49ZM55 108V107H54ZM58 108H56L57 110H58ZM62 108V107H61ZM80 108V107H79ZM118 108V107H117ZM120 108V107H119ZM156 108V107H155ZM192 108L193 107H191V109H190V111L192 110ZM245 108V109H246ZM48 109H46L45 111H48ZM52 109H53V107H52ZM56 109H54V110H56ZM64 109V112H65V108H63ZM69 109V108H68ZM81 109V108H80ZM133 109V110H132ZM159 109V108H158ZM60 110V109H59ZM100 110V109H99ZM98 110V111H99ZM119 110V109H118ZM127 112H126V111ZM238 110H240L239 112H238ZM41 111V110H40ZM44 111V110H43ZM43 111H41V112H43ZM73 111V110H72ZM78 111V110H77ZM83 111V110H82ZM172 111V110H171ZM231 111V112H230ZM232 111H234V112H236V114H234ZM246 112L248 111L247 109L245 110ZM41 112H39L40 114H41ZM49 112H50V110H49ZM48 112V113H49ZM61 112V111H60ZM60 112H58V113H60ZM63 111H62V113H64ZM67 112V111H66ZM150 112H151V110H150ZM163 112V111H162ZM165 112V111H164ZM36 113V112H35ZM46 114H48L47 112H45ZM44 113V114H45ZM51 113H52V110H51ZM57 113V114H58ZM81 113V112H80ZM99 113V112H98ZM119 113H120V110H119ZM154 113V112H153ZM248 113V112H247ZM77 114H78V112H77ZM114 114V113H113ZM113 114H112V117L114 118V119H116L117 120V118H118V116L120 115V114H118V116H117V118H116V115H115V117L113 116ZM155 114V113H154ZM170 114H171V112H170ZM37 116V114H34V116ZM43 115V114H42ZM42 115H39L38 117H36L37 119L40 117V116H42ZM62 115V114H61ZM66 115V114H65ZM65 115H63L64 116V119H65ZM70 115V114H69ZM72 115H73V113H72ZM71 115V116H72ZM122 115V116H123ZM33 116V115H32ZM31 116V117H32ZM50 117L52 116V115H49ZM57 116V115H56ZM58 116H60V114L58 115ZM62 116V117H63ZM79 116V115H78ZM121 116V115H120ZM153 116V115H152ZM161 116V115H160ZM182 117V118H184V121H185V119H187V117L189 116L190 117V119L187 121L188 123H187V126L188 127H192V123L193 122H195L197 119H199V120H201V118L203 117V128H202V130L201 131H204V130H206V128H209V130L207 129V143L203 146V148L201 149V150H199L198 152H194L193 151V149L190 151V153H189V151L187 152L188 153V155H189V157H188V159L187 160H185L184 159V162L186 163V161L188 162V165L186 166L187 168H184L185 166H184V164H183V167H181L180 166V163L179 164H176L177 163V160H175L176 161V165H174V168H171L173 165H171L172 164V160L173 159H178V158H180V157H178V156H183L184 154L182 153V151L180 152V153H175V150L176 149H178L179 148V146H180V142L183 140L182 139V137L180 136V134L179 133H177L178 132V120H179V117ZM43 118H41V119H43V122H44V120H46L47 118H45L44 119V116H42ZM45 117H46V115H45ZM61 117V116H60ZM73 117H75V116H73ZM149 117V116H148ZM159 117V116H158ZM164 117V116H163ZM30 118V117H29ZM52 118V117H51ZM51 118H50V120H51ZM53 118H56L55 116L53 117ZM76 118V117H75ZM75 118L73 119V121L75 120ZM89 118V117H88ZM111 118V117H110ZM167 118V117H166ZM182 118L180 119V120H182ZM37 119H34L33 121H31L30 122V129L32 130V128L34 127V129H36V128H38V127H36L37 125H38V123L39 122H35V120L36 121H38ZM58 119V118H57ZM62 119V118H61ZM27 120H29V119H27ZM47 120H49V119H47ZM46 120V121H47ZM67 120V119H66ZM103 120V119H102ZM119 120H121L120 118H119ZM151 120V119H150ZM162 120V119H161ZM164 120V119H163ZM180 120H179V122H180ZM217 120H215L216 122L215 123H217L218 121ZM222 120V121H221ZM39 121H41V123H42V120H40V118H39ZM57 121V120H56ZM62 121V120H61ZM71 121V120H70ZM76 121L77 120H75V122H74V124L76 123ZM140 121V120H139ZM183 121V120H182ZM183 121V122H184ZM220 121H221V123H220ZM49 122V121H48ZM48 122H46V124H49ZM54 122H55V120H54ZM114 122H115V120H114ZM118 122V121H117ZM121 121H119L118 123H120ZM145 122V121H144ZM224 122V121H223ZM35 123H37V125L35 124ZM53 123V122H52ZM59 123V122H58ZM58 123H56V124H58ZM62 124L64 123V121H62L61 122ZM61 123H60V125H61ZM78 123V122H77ZM87 123V122H86ZM141 123H143L142 122V120H141ZM154 123V122H153ZM159 123V122H158ZM228 123V122H227ZM261 123V122H260ZM24 124V123H23ZM45 124V125H46ZM55 124V123H54ZM64 124H66V125H68V123H66V121H65V123ZM114 124H116L117 125V123H114ZM149 124V123H148ZM157 124V123H156ZM161 124V123H160ZM166 124V123H165ZM164 124V125H165ZM179 124H181V123H179ZM186 124V123H185ZM212 124H214V125H212ZM36 125V126H35ZM42 124H40V128L44 125V123H43V125L41 126ZM59 124H58V126L59 127H61ZM70 125V124H69ZM115 125V126H116ZM140 125V124H139ZM144 125V124H143ZM151 125H152V123H151ZM150 125V126H151ZM183 125H184V123H183ZM202 125V124H201ZM27 126V125H26ZM26 126H24V127H26ZM28 126H29V123H28ZM28 126H27V128H28ZM39 126V125H38ZM71 126V125H70ZM149 126V125H148ZM217 125H216V128L218 127ZM220 126H222V125H220ZM224 126H226V124L224 125L223 124V126H222V128L224 127ZM258 126V125H257ZM36 127V128H35ZM48 127H50V126H48ZM48 127L46 128L45 127V129L47 130L48 129ZM59 127H57V129L56 130H58L59 129ZM63 127H65L64 125H63ZM74 127V126H73ZM121 127H122V123H121ZM134 127H135V125H134ZM159 127V126H158ZM238 127V130L237 131H235L236 130V128ZM244 127H246L245 129H244V131H243V129L242 128H244ZM26 128V129H27ZM54 128H55V126H54ZM53 128V129H54ZM67 127H65V129H66ZM94 128V127H93ZM139 128H141V126L139 127ZM146 128V127H145ZM151 128H153V127H151ZM150 128V129H151ZM164 128V127H163ZM182 128H184V126L182 127ZM193 128V127H192ZM219 128V127H218ZM221 128V129H222ZM225 128V127H224ZM259 128V127H258ZM23 129V128H22ZM44 129V130H45ZM50 130L52 129V128H49ZM48 129V130H49ZM61 129H62V127H61ZM68 129H70V128H68ZM67 129V130H68ZM77 129H79V128H77ZM97 129V128H96ZM115 129V128H114ZM135 129H138V128H136L135 127ZM156 129V128H155ZM154 129V130H155ZM159 129V128H158ZM179 129H180V127H179ZM220 129V130H221ZM260 129H262V127L261 128H259V130ZM45 130V131H46ZM47 130V131H48ZM50 130L48 131V132H50ZM64 129H62V133L64 132L63 131ZM123 130V131H124ZM133 130V129H132ZM146 130H148V129H146ZM153 130V131H154ZM167 130V129H166ZM183 130V129H182ZM184 130H186V127H185V129ZM183 130V132H185ZM246 130V131H245ZM23 131H26V130H24L23 129ZM71 131H72V129H71ZM122 131V130H121ZM135 131V130H134ZM158 131V130H157ZM163 131V130H162ZM209 131V132H208ZM213 131V132H212ZM242 131V132H241ZM31 132V131H30ZM30 132H29V134H30ZM52 132H53V130H52ZM61 132V131H60ZM59 132V133H60ZM93 132V131H92ZM161 132V131H160ZM189 132H191L190 134H193V133H195L196 132V129H193L192 131H189ZM205 132V131H204ZM241 132V133H240ZM245 132V133H244ZM260 132V131H259ZM33 133V132H32ZM30 134V135H37V134H39V133H35V134ZM45 133V132H44ZM44 133H42V134H44ZM58 133V134H59ZM68 133V132H67ZM66 133V134H67ZM70 133V132H69ZM68 133V134H69ZM73 133V132H72ZM72 133H70V134H72ZM133 133H135V132H133ZM154 133H156V132H154ZM238 133H240V135L238 136ZM254 133H257V130L256 129H253V134ZM263 133V134H262ZM28 134V133H27ZM28 134V135H29ZM41 134V135H42ZM46 134V133H45ZM44 134V135H45ZM57 134V135H58ZM77 134V133H76ZM213 134V135H212ZM258 134V133H257ZM260 135L262 134V136H264V132L261 130V132L259 133ZM24 135V134H23ZM63 135V134H62ZM91 135V134H90ZM94 135V134H93ZM122 135H123V133H122ZM121 135V136H122ZM164 135V134H163ZM163 135H162V137H163ZM184 134H182V136H183ZM47 136H48V133H47ZM50 136V135H49ZM82 136V135H81ZM88 136V135H87ZM95 136V135H94ZM113 136H114V134H113ZM155 136V135H154ZM258 136V135H257ZM256 136V137H257ZM27 137V136H26ZM32 137V136H31ZM37 137H40V136H37ZM115 137V136H114ZM144 137V136H143ZM181 137V138H180ZM187 137V136H186ZM255 137V138H256ZM51 138V137H50ZM78 138V137H77ZM106 139H107V136L105 137ZM117 138V137H116ZM122 138V137H121ZM188 138H190V137H188ZM187 138V139H188ZM227 138V139H226ZM238 138V139H239ZM240 139V141L241 140H243V139ZM25 139V138H24ZM48 139H49V137H48ZM52 139V138H51ZM50 139V140H51ZM59 139H60V137H59ZM113 139V137L111 138V140ZM123 139V138H122ZM125 139H126V137H125ZM141 139V138H140ZM148 139V138H147ZM152 139V138H151ZM235 140V141H238L239 142V140ZM259 139V136H258V138H256L255 139V144H256V141ZM27 140H28V138H27ZM38 140V139H37ZM63 140V139H62ZM115 139H113L112 141H114ZM118 140H119V138H118ZM173 140V142L171 143V141ZM215 140H217V139H215ZM230 140V139H229ZM52 141V140H51ZM59 140H57V142H58ZM76 141V140H75ZM101 141H103V140H101ZM109 141V140H108ZM117 141V140H116ZM116 141H114V143H116ZM120 141V140H119ZM134 141V140H133ZM152 141V140H151ZM185 141H187V140H185ZM184 141V142H185ZM189 141V140H188ZM232 141H233V139H232ZM232 141H230L229 143H231ZM251 141H252V139H251ZM32 142V141H31ZM54 142H56V141H54ZM53 142V143H54ZM123 142H124V140H123ZM136 142V141H135ZM138 142V141H137ZM163 142V141H162ZM227 142V141H226ZM234 142V141H233ZM238 142H234L235 144H236V146H239L238 145ZM62 143V145H63V142H61ZM104 143V142H103ZM102 143V144H103ZM129 143H130V141H129ZM128 143V144H129ZM157 143V142H156ZM181 143H183V141L181 142ZM130 144H132V143H130ZM232 144V143H231ZM230 144V145H231ZM244 144V143H243ZM61 145V144H60ZM61 145V146H62ZM107 145H108V143H107ZM124 145V144H123ZM161 145V144H160ZM183 145V144H182ZM227 145V144H226ZM232 145H234V144H232ZM145 146V145H144ZM214 146V145H213ZM216 146V145H215ZM240 146H242V141H241V145ZM58 147H59V145H58ZM65 147V146H64ZM108 147V146H107ZM154 147V146H153ZM212 147V146H211ZM227 148L229 147V144L226 146ZM225 147V148H226ZM28 148V147H27ZM30 148V147H29ZM55 148V147H54ZM117 148V147H116ZM129 148V147H128ZM133 148H135V147H133ZM157 148V147H156ZM155 148V149H156ZM208 149V150H206L207 152H202L203 151V149ZM225 148H224V150H225ZM232 148H233V146H232ZM241 148V147H240ZM33 149V148H32ZM44 149V148H43ZM48 149V148H47ZM50 149V148H49ZM52 149H53V147H52ZM61 149V148H60ZM59 148H58V150H60ZM64 149V148H63ZM111 149V148H110ZM180 149H182V147L180 148ZM246 149V148H245ZM30 150V149H29ZM54 150V149H53ZM57 150V149H56ZM58 150H57V152H58ZM69 149H67V150H64V152L66 151H68ZM147 150V149H146ZM228 150V149H227ZM230 150V149H229ZM232 150V149H231ZM233 150H235V147H234V149ZM238 150V149H237ZM236 150V151H237ZM250 150H252V143H251V146H250ZM31 151V150H30ZM34 151V150H33ZM52 151V150H51ZM70 151V150H69ZM72 152H73V150H71ZM151 151V150H150ZM150 151H147L148 153L150 152ZM239 151H240V149H239ZM27 152H29V151H27ZM64 152L62 153V152H60V153H62V154H64ZM71 152V153H72ZM158 152V151H157ZM179 152V151H178ZM225 152H226V150H225ZM231 152H234V151H231ZM40 153V152H39ZM44 153V152H43ZM51 153V152H50ZM55 153V152H54ZM54 153H52L53 155H52V158H53V156H54ZM75 153V152H74ZM74 153H73V157L72 156H68V158L69 157H71V158H75L74 157ZM102 153H104V152H102ZM109 153H110V151H109ZM145 153V152H144ZM152 153V152H151ZM156 153V152H155ZM154 153V154H155ZM219 153H223V149H221V152H219ZM230 153V152H229ZM56 154V153H55ZM62 154H60L61 156H60V158L62 157ZM67 154H69V152H67ZM118 154V153H117ZM137 154V153H136ZM153 154V153H152ZM183 154V155H182ZM220 154V155H221ZM224 154V153H223ZM222 154V155H223ZM238 154V153H237ZM31 155V154H30ZM34 155V154H33ZM51 155V154H50ZM119 155H120V153H119ZM124 155V154H123ZM133 155V154H132ZM148 155V154H147ZM157 155V154H156ZM155 155V156H156ZM187 155V154H186ZM232 155V154H231ZM41 156V155H40ZM56 156V155H55ZM54 156V157H55ZM67 155H65V157H66ZM218 156V155H217ZM224 157H225V159H227L226 158V156L225 155H223ZM48 157V156H47ZM147 157V156H146ZM154 157V156H153ZM219 157V161L220 160H222V159H220V157H222V156H218ZM52 158H50V161H51V159ZM58 158V157H57ZM60 158H59V161H60ZM113 158V157H112ZM148 158H150V157H148ZM184 158H185V155H184ZM214 158V157H213ZM235 158V157H234ZM247 158H248V156H247ZM250 158H251V156H250ZM36 159V158H35ZM61 159H65V158H61ZM109 159V158H108ZM155 159H156V157H155ZM249 159V158H248ZM56 160V159H55ZM54 160V161H55ZM66 160V159H65ZM73 160V159H72ZM135 160V159H134ZM150 160V159H149ZM148 160V161H149ZM181 159H179L178 161H180ZM215 160H217V157H215ZM215 160H214V162H215ZM43 161V160H42ZM41 161V162H42ZM121 161V160H120ZM174 161V160H173ZM181 161H183V159L181 160ZM212 161V160H211ZM223 161H225L224 159H223ZM56 162V161H55ZM54 162V163H55ZM62 162H63V160H62ZM73 162H74V160H73ZM76 162V161H75ZM146 162V161H145ZM152 162V161H151ZM161 162V161H160ZM227 162V161H226ZM59 163V162H58ZM64 163V162H63ZM65 163H66V161H65ZM153 163V162H152ZM157 163V162H156ZM228 163H229V161H228ZM61 164V163H60ZM73 164H75V163H73ZM137 164V163H136ZM187 164V163H186ZM211 164V163H210ZM218 164V163H217ZM216 163H215V167L217 168V166L219 165V164H221V163H219L218 165H217ZM222 164L224 165V162H222ZM45 165H46V163H45ZM102 165V164H101ZM129 165H130V163H129ZM135 165V164H134ZM133 165V166H134ZM145 165V164H144ZM150 165V164H149ZM217 165V166H216ZM226 165V164H225ZM224 165V166H225ZM71 166V165H70ZM70 166H68L67 165V168H69ZM121 166V165H120ZM151 166V165H150ZM220 166V165H219ZM152 167V166H151ZM154 167V166H153ZM168 167V168H167ZM202 167V168H201ZM211 167V166H210ZM223 167V166H222ZM52 168V167H51ZM59 168V167H58ZM57 168V169H58ZM64 168H66V167H64ZM104 168V167H103ZM142 168V167H141ZM150 168V167H149ZM164 168H165V170H166V168H167V170H166V172H164ZM213 168V167H212ZM220 168V167H219ZM70 169V168H69ZM122 169H125V168H122ZM131 169V168H130ZM146 169V168H145ZM155 169V168H154ZM214 169V168H213ZM221 169V168H220ZM223 169V168H222ZM221 169V170H222ZM231 169V168H230ZM48 170V169H47ZM65 170H67V169H65ZM80 171H81V169H79ZM113 170V169H112ZM120 170V169H119ZM128 170V169H127ZM147 170V169H146ZM178 170H179V172H178ZM221 170H220V172H221ZM224 170H226V169H224ZM223 170V171H224ZM233 170V169H232ZM56 171H58V170H56ZM60 171V170H59ZM61 171H62V169H61ZM140 171H142L143 172V170H140ZM148 171H149V169H148ZM157 171V170H156ZM209 171H211V168L209 169ZM209 171H208V173H209ZM69 172V171H68ZM83 172V171H82ZM125 172V171H124ZM128 172V171H127ZM153 172V171H152ZM151 172V173H152ZM198 172H197V174H198ZM214 172V171H213ZM218 171H216V173H217ZM79 174H80V172H78ZM116 173V172H115ZM129 173V172H128ZM135 173V172H134ZM190 173V174H189ZM200 173L198 174L199 176H203V177H205V173L202 175H200ZM219 173V172H218ZM229 173V172H228ZM227 173V174H228ZM233 173V172H232ZM232 173H231V175H232ZM57 174V173H56ZM77 175V177L78 176H80V175ZM143 174V173H142ZM146 174V173H145ZM171 174V175H170ZM186 174V173H185ZM194 174H196L195 173V171H194V173H193V176H194ZM207 174V173H206ZM210 174V173H209ZM212 174V173H211ZM214 174V173H213ZM223 174V173H222ZM111 175V174H110ZM122 175V174H121ZM120 175V176H121ZM138 175V174H137ZM191 175V176H190ZM198 175H195V177H194V179H196V176H198ZM218 175V174H217ZM229 175H230V173H229ZM124 176H127V175H124ZM142 176V175H141ZM146 176H147V174H146ZM149 176V175H148ZM154 176V175H153ZM184 176V175H183ZM186 176V175H185ZM221 176H223V175H220L219 177H221ZM224 176H225V173H224ZM223 176V177H224ZM227 176V175H226ZM118 177V176H117ZM189 177H188V180H189V182H192V180L190 181V179H189ZM211 177H212V175H211ZM211 177H210V179H211ZM218 177V176H217ZM216 177V179H214V180H220L219 178H217ZM120 178V177H119ZM123 178V177H122ZM125 178V177H124ZM152 178V177H151ZM168 178H170V177H168ZM184 178V177H183ZM199 178V177H198ZM214 178H215V175H214ZM227 178V177H226ZM228 180H230V177L228 176ZM76 179V178H75ZM80 179V178H79ZM113 179V178H112ZM132 179V178H131ZM137 179V178H136ZM144 179V178H143ZM158 179V180H157ZM165 179H166V177H165ZM184 179H186V178H184ZM225 179V178H224ZM223 179V180H224ZM103 180H104V178H103ZM148 180V179H147ZM146 180V181H147ZM152 180V179H151ZM168 180V179H167ZM170 180H171V178H170ZM169 180V181H170ZM182 180V179H181ZM187 180V179H186ZM238 180V179H237ZM119 181V180H118ZM123 181V180H122ZM142 181V180H141ZM166 181V180H165ZM164 181V182H165ZM172 181V180H171ZM221 181V180H220ZM220 181L218 182V183H220ZM77 182H79V181H77ZM81 182V181H80ZM116 182V181H115ZM134 182V181H133ZM138 182V181H137ZM140 182V181H139ZM138 182V183H139ZM151 182V181H150ZM149 182V183H150ZM181 182V181H180ZM186 182V181H185ZM188 182V181H187ZM217 182V181H216ZM216 182H215V185H216ZM226 182V181H225ZM224 182V184H226ZM228 182V181H227ZM230 182V181H229ZM113 183V182H112ZM131 183V182H130ZM140 183H142V182H140ZM212 183H214V182H212ZM211 183V184H212ZM231 183V182H230ZM229 183V184H230ZM233 183V182H232ZM236 184L238 183V181H236L235 182ZM79 184V183H78ZM153 184V183H152ZM156 184V183H155ZM165 184V183H164ZM167 184V183H166ZM172 184V183H171ZM170 184V185H171ZM176 184V183H175ZM174 184V185H175ZM189 184V183H188ZM200 184H203V183H200ZM221 185L223 184L222 182L220 183ZM229 184H227V185H229ZM234 184V183H233ZM235 184V185H236ZM101 185H102V182H101ZM108 185V184H107ZM112 185V184H111ZM118 185V184H117ZM135 184L133 183V186H134ZM139 185V184H138ZM138 185L136 186V187H138ZM158 184H156V185H154V186H152L153 187V189H155V186H157ZM160 185V184H159ZM169 184H167L166 186H168V187H171ZM214 185V184H213ZM221 185H219V186H221ZM227 185H225L226 186V188H227ZM99 186H100V184H99ZM104 186V185H103ZM119 186V185H118ZM142 186V185H141ZM162 186V185H161ZM172 186H173V184H172ZM176 186V185H175ZM183 186H187V184L186 185H183ZM201 186V185H200ZM224 186V185H223ZM232 186V185H231ZM130 187H132V186H130ZM136 187H135V189H136ZM148 186H146V188H147ZM176 187H178V186H176ZM230 187V186H229ZM76 188V187H75ZM114 188H115V186H114ZM139 188H140V185H139ZM144 188V187H143ZM143 188H141V189H143ZM159 188V190L160 189H162L163 188V186L162 187H158L157 186V189ZM165 188V187H164ZM173 188V187H172ZM201 188V187H200ZM203 189H204V187H202ZM101 189V188H100ZM104 189V188H103ZM128 189V188H127ZM134 189V188H133ZM167 190H168V188H166ZM166 189H164V190H166ZM171 189V188H170ZM218 189H220V187H218ZM224 189H225V187H224ZM227 189H230V188H227ZM17 190H20V189H17ZM107 190V189H106ZM130 190V189H129ZM139 190V189H138ZM138 190H137V192H138ZM144 190H145V188H144ZM159 190H157L156 192H158ZM166 190V191H167ZM213 190H216V189H213ZM220 190H222V189H220ZM226 190V189H225ZM263 190H264V164H263V166H262V168H261V170L259 171V172H257V174L253 177V180H252V182L250 183V185H249V193H247V196L246 197H248L249 196V198H250V200L252 201V203H251V205L253 204L254 205V203L257 201H259L260 199L261 200H263L262 198H259L260 197V195H261V193L263 192ZM24 191V190H23ZM72 191V190H71ZM104 191V190H103ZM116 191V190H115ZM134 191V190H133ZM18 192V191H17ZM16 192V193H17ZM111 192H113V191H111ZM120 192V191H119ZM136 192V191H135ZM134 192V193H135ZM149 192V191H148ZM216 192V191H215ZM24 193V192H23ZM68 193V192H67ZM102 193V192H101ZM123 193V192H122ZM130 193H131V191H130ZM143 193H144V191H143ZM159 193H160V195H161V193H162V191H159ZM168 193V192H167ZM170 193V192H169ZM108 194V193H107ZM158 194V193H157ZM163 194H164V191H163ZM162 194V195H163ZM264 194V193H263ZM102 195V194H101ZM132 195V194H131ZM130 195V196H131ZM165 195V194H164ZM163 195V196H164ZM167 195H169V194H167ZM185 195H186V193H185ZM184 195V196H185ZM188 195V194H187ZM98 196V195H97ZM100 196V195H99ZM126 196H128V195H126ZM139 196V195H138ZM138 196H136V197H138ZM140 196H142V195H140ZM177 196V195H176ZM189 196V195H188ZM264 196V195H263ZM94 197V196H93ZM105 197V196H104ZM104 197H102L103 199H104ZM122 197V196H121ZM142 197H144V196H142ZM155 197V196H154ZM161 197V196H160ZM159 197V198H160ZM165 197H166V195H165ZM169 197H170V195H169ZM178 197V196H177ZM176 197V198H177ZM262 197V196H261ZM3 198V197H2ZM97 198V197H96ZM102 198H101V200H102ZM131 198V197H130ZM145 198V197H144ZM181 198V197H180ZM92 199V198H91ZM107 199V198H106ZM133 199V198H132ZM135 199V198H134ZM151 199V198H150ZM161 199H164L165 200V198H162L161 197ZM160 199V200H161ZM170 198H168L166 201H161V203H163V206H164V204H165V208L166 209H168V211L167 210H163V208L164 207H161V209L163 210L162 211V214H163V212L164 211H167L169 214H171V212L173 211V208L174 207H176V203H178V202H175V206L174 205H172V203H171V201L169 200ZM186 199V198H185ZM244 199H245V197H244ZM89 200V199H88ZM143 200V199H142ZM155 200H156V198H155ZM160 200H159V202H160ZM176 200H179V199H176ZM246 200H248V199H246ZM246 200H243V201H246ZM96 201V200H95ZM107 201H109V200H107ZM120 201H121V199H120ZM156 201H158V200H156ZM179 201H181L182 202V200H179ZM184 201H186V200H184ZM184 201H183V203H181V204H185L184 203ZM83 202V201H82ZM89 202V201H88ZM115 202V201H114ZM143 202V201H142ZM262 202V201H261ZM261 202H260V204H261ZM1 203V202H0ZM106 203V202H105ZM111 203V202H110ZM120 203V202H119ZM160 203V206L162 205ZM179 203V204H180ZM2 204V203H1ZM244 204V203H243ZM82 205V204H81ZM99 205V204H98ZM128 205V204H127ZM144 205V204H143ZM156 205V204H155ZM183 205H179V206H183ZM45 206H47V205H45ZM86 206H87V204H86ZM101 206V205H100ZM115 206H116V204H115ZM174 206V207H173ZM254 206H257V204L256 205H254ZM254 206H252V207H250V204H249V206H245V204H244V206L243 205H240V207L234 212V215H233V217H232V220L230 221V223L227 225V227H228V229L230 230H228V232L230 233L231 231L233 232V231H235L236 230V228H238V232H237V236L236 235H234L233 236V234H231L232 236V239H231V243L229 244V246H240V250H239V252L237 253V255L236 254H234L235 255V257L234 256H232L231 258L230 257H226L225 256V254H222V255H224V257L221 255V259L219 260V262H216L215 264H244V260H245V257L248 255V251H249V246H247V242H249V241H251V238H252V236H253V233H254V235H256L257 236V238L260 236V235H264V232L262 231V229H261V221L263 220V218H264V206H262L263 207V213H261V216L258 218V215H257V213H256V211H255V209L256 208H254ZM1 207V206H0ZM64 207V206H63ZM94 207V206H93ZM92 207V208H93ZM97 207V206H96ZM95 207V208H96ZM157 207V206H156ZM159 207V206H158ZM184 207V206H183ZM259 207H261V206H259ZM82 208V207H81ZM100 208V207H99ZM130 208V207H129ZM142 208V207H141ZM164 208V209H165ZM181 208V207H180ZM2 209H4V208H1V210ZM60 209V208H59ZM91 209V208H90ZM133 209V208H132ZM131 209V210H132ZM156 209H158V208H156ZM155 209V210H156ZM161 209H160V207H159V209L158 210H160V212L159 211H156V213L157 212H159L158 214L160 215V213H161ZM177 209H179V207H178V204H177ZM0 210V211H1ZM45 210V209H44ZM88 210V209H87ZM261 210V209H260ZM90 211V210H89ZM92 211V210H91ZM91 211H90V213H91ZM94 211V210H93ZM138 211H140V210H138ZM184 211V210H183ZM46 212V211H45ZM123 212V211H122ZM155 212V211H154ZM176 212V211H175ZM2 213H3V210H2ZM5 213V212H4ZM10 213V212H9ZM85 213V212H84ZM89 213V214H90ZM128 213V212H127ZM135 213H136V211H135ZM156 213H154L155 214V216L156 215H158V214H156ZM167 213V214H168ZM182 213V212H181ZM8 214V213H7ZM102 214V213H101ZM113 214V213H112ZM124 214V213H123ZM165 214V213H164ZM3 215V214H2ZM92 215V214H91ZM94 215V214H93ZM116 215V214H115ZM140 215H141V213H140ZM158 215V216H159ZM179 215V214H178ZM8 216H9V214H8ZM60 216V215H59ZM86 216V215H85ZM113 216V215H112ZM123 216V215H122ZM157 216V217H158ZM167 215L165 214V218L167 219V217H170V216H167ZM182 215H180V217H181ZM188 216V215H187ZM4 217V215L2 216V218H1V216H0V219H2V221H1V223L3 222V218ZM6 217H7V215H6ZM81 217V216H80ZM92 217V216H91ZM95 217H97V216H95ZM157 217H156V219H157ZM172 217L173 218H171L172 220H174V216H173V213H172ZM179 217V216H178ZM56 218V217H55ZM62 218V217H61ZM101 218V217H100ZM176 218V217H175ZM185 218V217H184ZM79 219V218H78ZM83 219V218H82ZM85 219V218H84ZM83 219V220H84ZM140 219H141V217H140ZM163 219V218H162ZM162 219H161V221H162ZM170 219V220H171ZM178 219V218H177ZM182 219V218H181ZM186 219V218H185ZM5 220V219H4ZM6 220L8 221V219L6 218ZM88 220V218H86V221ZM158 220V219H157ZM168 220H169V218H168ZM184 220V219H183ZM191 219H187V221H190ZM79 221V220H78ZM159 221H160V219H159ZM167 221V220H166ZM55 222V221H54ZM79 222H82V221H79ZM0 223V224H1ZM161 224H162V222H160ZM160 223H158V224H160ZM164 223H166V222H164ZM52 224V223H51ZM81 224V223H80ZM67 225V224H66ZM147 225V224H146ZM86 228V227H85ZM84 229V228H83ZM161 229V228H160ZM226 229V228H225ZM124 230V229H123ZM101 232V231H100ZM99 232V233H100ZM123 232V231H122ZM172 232V231H171ZM120 233V232H119ZM168 233H169V231H168ZM226 233V232H225ZM73 234H75V232L73 233ZM81 234V233H80ZM85 234V233H84ZM109 234V233H108ZM113 234V233H112ZM162 234V233H161ZM219 233H217L216 235H218ZM229 234V235H230ZM239 234V235H238ZM114 235V234H113ZM119 235V234H118ZM215 235V236H216ZM170 236V235H169ZM215 236L214 237H212L211 239H213V238H215ZM73 237V236H72ZM106 237V236H105ZM171 237H172V235H171ZM217 237V236H216ZM224 237V236H223ZM81 238V237H80ZM113 238V237H112ZM116 238V237H115ZM169 238V237H168ZM172 238H174V237H172ZM222 238V237H221ZM82 239V238H81ZM211 239H210V241H211ZM224 239H225V237H224ZM73 240V239H72ZM217 241L219 240V239H216ZM99 241V240H98ZM212 241H214V243H215V240H212ZM216 241V242H217ZM221 241V240H220ZM67 243V242H66ZM220 243V242H219ZM71 244V243H70ZM226 244V243H225ZM220 245V244H219ZM222 246V245H221ZM226 246V245H225ZM227 246H228V244H227ZM220 247V246H219ZM237 248H239V247H237ZM237 248L235 249V251L237 250ZM70 249V248H69ZM81 249V248H80ZM226 249V248H225ZM234 249V248H233ZM221 250H222V248H221ZM227 250V249H226ZM232 250V249H231ZM215 251V250H214ZM224 251V250H223ZM233 251V250H232ZM255 251V249L253 250V253H255L254 252ZM213 252V251H212ZM229 252V251H228ZM231 253V252H230ZM229 253V254H230ZM226 254H228V253H226ZM220 256V255H219ZM190 261V260H189ZM205 261V260H204ZM199 263V262H198ZM208 263V262H207ZM214 263V262H213ZM250 264H264V247L261 249V250H259V253H256V255H255V257L252 255V258H251V262H250Z\"/></svg>",
    "mask_w": 264,
    "mask_h": 264
}]
</instances>
